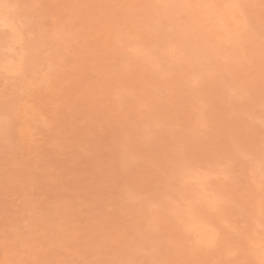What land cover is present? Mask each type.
<instances>
[{"label": "rangeland", "instance_id": "rangeland-1", "mask_svg": "<svg viewBox=\"0 0 264 264\" xmlns=\"http://www.w3.org/2000/svg\"><path fill=\"white\" fill-rule=\"evenodd\" d=\"M51 1H54V2H51ZM51 1L49 0L48 3H51V4H48L46 2V0L45 1L44 0H41V1L40 0H35V1L34 0H3V2H5V3H21V4H29V5L39 6L36 8L26 10L25 12H22L19 14V15L27 17V27L24 29L22 37L19 36L17 34V32H12V30L9 29L8 27L5 28V26H3V24H2L3 21L0 20V80L2 81V82L0 81V89H1L0 90L1 91L0 92V94H1L0 95V97H1L0 98V113H1L0 114V123L1 124L5 123L2 126L0 124V132H1L0 133V138H1L0 142L4 141L7 143V145L11 144V145H8L9 147H11V148H12V146L15 147V148L13 147V149H11L9 147L7 148V145H4V142H3V144L0 145L1 157L4 156L3 154H6L5 156L7 157V158H5V157L1 158L0 157V164H1L0 169L4 168V167H5L4 168L5 170L9 169V164L14 165V162H15V165L19 167L16 169L17 170L20 168L21 169L18 170L17 173L15 172V174H14V173H12V171L13 170L15 171V168L12 167L13 168L12 169L10 167L11 169H9V170H12V171H10L11 175L10 174H9L10 176L6 175V177H7L6 179L11 177L9 179H13L11 181L14 182L15 178H17L18 175L23 174V176H21V175L19 176L20 180L18 178V180L15 181L16 184H14V185L20 184L23 180L24 184L21 183L23 185V187L27 186L26 190L30 189L33 193L32 196H34V194H35L34 197H35V200H37V201L34 200L31 203H29L30 208L32 207L31 209L32 210L34 209L33 213H31L32 212L31 209H29V212H28V210H26V208L24 209L23 205L18 204L21 202L20 201V199H21L20 197H22L21 192H20V194H21L20 195L19 193L18 194L16 193V190L12 189V182H11V184L9 182L8 183L4 182L5 181L4 178H5L6 173H4L2 175V172H4L3 171L4 169L0 170V171H2L0 176L1 177L3 176L2 179L4 180V181L2 180L0 182V183L4 182L3 184H0V185L6 184V186H3V187L0 186V190H1V192H0V201H1L0 202V217H3L4 219H6L5 227L13 228V230L18 229L19 234H21V231H22V233H24V235L26 234V236H27V232L29 230L32 229L30 231V232H32V231H35V229L37 227H39L38 225H36V222H38L37 219H35L36 214L38 215V213H40L41 211H42L41 214L42 213L43 214H49L48 212L52 211V208H53L54 213L50 212L49 217H51L52 219L54 217H56V219L50 220V222H53L55 220L56 221H59V220L60 221H66V223L62 222L65 224H67V222H68V224H67L68 226H67L66 231L65 232L59 231V233H60L59 234L58 230L50 227L51 229L48 228L49 231H47V233L49 234L48 235L49 240H48V238H46L47 240H45L41 236H40L41 239H37L39 242L37 240H34V237H37V236H33L32 237L33 239H31V240L35 241V242L34 241H32V242H34V245L36 244L37 247L40 246L41 248H43L45 246V248H46V246L48 247L49 244H52V246H54V248L51 249L52 255H51V258L49 260H51L52 256H54V252L59 250L58 252H55V256L53 257L54 260L52 259V263H54V264H58L61 261H62L61 264H65V260H66L67 264H80V263L81 264H103V263L104 264H113V262H115V264H120V263L121 264H124V263L125 264H135V263H137V264H167V263L168 264H182V263L183 264H198V263L199 264H211L212 260H213L212 264H225V261L230 262V264H234V263L235 264H246V262H248V261H254L255 264H259V260H260V254L259 253H260V251H258V249L260 248L261 243L264 242V238H263V236H264V213H262L261 203H260V190H261V178H262L261 164H262V160H264V62H262V60H261V47H260V37H259L260 9H259L258 5L260 4V0H214V1L213 0H196V1L195 0H185V1L184 0H173V1L172 0H149V2H148V0H123V1L119 0V2H118V0H81V1L80 0L79 1H77V0H62L64 2V5L62 4L63 2L60 0H59L60 2L58 0H51ZM57 1L59 3L58 7H56L57 4H54ZM87 1H88V3H87ZM168 1H171V2H168ZM183 1L185 3L212 4V5H216L217 7L213 8V9L194 10L197 12L193 11L192 13L187 15L186 18L182 21L181 20H172L169 22V24L167 26V28L169 27L171 29L168 28L165 31H157L154 28L150 18L147 16L137 15L136 10L128 9V8H126V9L122 8L121 9L119 7L118 8L114 7L117 5H132L134 3L135 4H140V3L141 4H148L151 2L152 3H162V2L175 3V2H183ZM100 2H101V4H100ZM60 3L62 5V8L65 7L64 8L65 10L68 9L67 12L65 11L67 19H65L66 16L64 14V10L62 8H59V7H61ZM46 4L48 6H46ZM233 4L257 5V7L255 9L250 10V15L252 17H254V19H255L254 26L249 23V16L248 15H245V16L240 15L238 10H237L238 13L236 12L237 14L232 13L230 15L229 11L233 12L234 9L232 10V8H230L231 9L230 10V9H228L229 8L228 6L233 5ZM53 5H55V9H54ZM40 7H44L45 12H44V9L40 8ZM92 7L94 9H92ZM48 8H50V10ZM57 8L60 9L59 15H57V12H58ZM61 9L63 10V13H62ZM77 9H79V10H77ZM97 9L99 11H96ZM40 10L43 11L42 14L40 13ZM71 10L73 11V13ZM38 11H39V13H38ZM50 11H52V13ZM54 11L56 12V14L53 13ZM36 12L38 13V15ZM97 12H99V13H97ZM217 12H218V14H217ZM44 13L46 15L51 13V15H48L49 18L52 16V14H54L55 15V16L53 15L54 19H58V20H54L53 16L51 18L55 22H57L55 24H54V22L52 23L54 27L56 24H59L56 26V28H57L56 30L52 29L53 27L51 24L50 25L48 24V23L52 22L53 20L52 21H51V19L48 20L47 19L48 16H45ZM106 13H107V16H106ZM34 14H36V15L34 16ZM92 14H93V16H91ZM40 15H44V16H42L43 18ZM109 15H110V17H108ZM199 15H200V17H198ZM37 16H39V17H37ZM58 16H59V18H56ZM44 17H47V18H44ZM79 17H80V19L81 18L82 19L80 20ZM97 17H98V19H96ZM232 17H234V18L232 19ZM69 18H71V20ZM93 18H95L98 21V23L95 20L92 21L91 19H93ZM42 19H43V23H42ZM45 19H47V20H45ZM73 19H75L74 23H73ZM61 20H63L64 22ZM68 20H69V22H68ZM191 20H192V22H191L192 24L190 23ZM206 20H207V23H206ZM216 20H218V21H216ZM47 21H48V23H47ZM104 21L106 23L105 25H104ZM109 21H110V23H109ZM38 22H39V24H38ZM95 22L97 25L95 24ZM120 22H122V23H120ZM215 22H217V27L214 26V25H216ZM45 23L48 24V27H47V24H45ZM193 23H194V25H193ZM196 23L198 24L199 27H196L197 26ZM41 24H43V25H41ZM107 24H108V26H106ZM206 24H208V25H206ZM129 25H132L133 28H132V26L130 27ZM190 25L193 29L190 27ZM43 26H46L47 28H49V26H51L50 27L51 30H50V28L47 29L45 27L43 29ZM58 26H59V28H58ZM219 26H222L221 27L222 31H221V28ZM60 27H61V29H60ZM101 27L102 28L104 27L105 29L104 28L102 29ZM202 27H203V29H202ZM211 27H212V29H211ZM91 28H94L93 29L94 31H96V30H98V31L94 32ZM112 28H114V29H112ZM195 28H197V29H195ZM122 29H123V31H122ZM216 30H217V32H216ZM114 31H115V33H114ZM193 31H195V32L193 33ZM82 33L84 34L83 37H82V35H83ZM149 33H151V34H149ZM74 34H76V35H74ZM88 35H89V37H88ZM117 35H118V37H117ZM105 36H106V38H105ZM111 36H114V37H111ZM120 36L123 38H121ZM227 36H229V37H227ZM66 37H67V40H66ZM119 37L122 39V41L120 40ZM128 37H131L132 39L128 38ZM218 37L220 40L218 39ZM223 37H226L227 39L223 38ZM16 38H17V40H16ZM89 38H91V39H89ZM118 38H119V40H118ZM196 39L198 41H196ZM18 40H20V41H18ZM15 41H18L20 43L19 47H18V50L20 47H21L20 50L22 49L21 51H19L20 56L19 55L16 56L12 53L10 55V53H8L9 50L11 49L10 47L15 45ZM61 41H63V42H61ZM79 41L80 42L83 41V42H81L83 46L81 45V43H79ZM85 41H88V43L85 44ZM150 41H151V43H150ZM174 42H175V44H174ZM230 42L232 43L231 45H230ZM9 43H11L10 46H9ZM65 43H66V45H65ZM91 45H92V47H95V48H92ZM95 45H97V46H95ZM109 45H110V47H109ZM84 46H86V47H84ZM101 46H102V48H101ZM156 46H157V48H155ZM179 46H180V48L178 49ZM87 47H90V48H87ZM111 47H112V50H111ZM228 48H229V50H228ZM23 49H25V51ZM117 49H118V51H117ZM125 49H127V51ZM190 49H192V50H190ZM96 50H98V51L96 52ZM170 50H171V52H170ZM32 51H33V53H32ZM52 52H54V53H52ZM87 52H89V53H87ZM42 53H43V55H42ZM78 53H80V54H78ZM1 54H4V55H1ZM75 54H76V56H75ZM150 54L153 56H151ZM8 55H9V57H8ZM48 55L49 56L51 55V56L49 57ZM138 56H139V58H138ZM6 57H7V59H6ZM13 57H15L16 61L9 63V60H11V58L13 59ZM87 57H88L89 62L87 60ZM103 57H104V59H103ZM170 57H171V59H170ZM8 58H10V59L8 60ZM99 58H100V60H99ZM108 58H109V60H108ZM110 58H111V60H110ZM120 58H122V59H120ZM47 60H48V62H47ZM84 60H85V62H84ZM124 60L125 61L127 60V61L125 62ZM82 61L84 63H82ZM92 61H93V64H92ZM198 62H199V64H198ZM5 63H6V65H5ZM11 63L13 65L12 66L13 68L11 67ZM121 63H123V64L121 65ZM147 63H149V64H147ZM90 64H91V66H90ZM154 64H156V65L153 66ZM7 65H8V67H7ZM79 65L81 66V68ZM4 66H5V68H4ZM121 66L123 67V69ZM55 67H57V70ZM96 67H97V69H95ZM134 67H135V69H134ZM152 67H154V68L152 69ZM192 67H194V68H192ZM45 68H46V70H45ZM52 68H53V70H55L57 72L53 71ZM62 68L64 71L62 70ZM86 68L88 70L84 71ZM58 69L60 70L59 72H58ZM79 69H82V70H79ZM3 70H5V71H3ZM47 70H48V72H47ZM65 70H66V72H65ZM73 70H74L75 74L73 73ZM199 70H201V71H199ZM149 71H150V73H149ZM52 73L55 76L54 78H53V75H50ZM59 73H60V76H59ZM167 73H169V74H167ZM172 73H174V74L172 75ZM8 74H9V76H8ZM177 74L180 76H178ZM51 76H52V78L49 79V77H51ZM77 76H79L78 77V78H80L79 80H77L78 79ZM105 76H107V77H105ZM159 76H162L163 78L159 77ZM208 76H210V77H208ZM84 77L85 78L87 77L86 79H88V78L89 79L86 80V79H84ZM196 78H198V79H196ZM12 79L13 80L15 79V80L13 81ZM29 79H31V80H29ZM53 79H55V80L52 81V83H51V80H53ZM49 80H50V83H49ZM60 80H62V81H60ZM35 81H37V82H35ZM45 81H46V83H45ZM203 81H204V83H203ZM38 82H39V84H38ZM82 82H83V84H82ZM86 82H89V83H86ZM54 84L55 85L57 84L56 86H58V88L56 86H54ZM81 84L83 87L81 86ZM93 84H94V86H93ZM194 84H196V85L194 86ZM154 86H156V88H154ZM50 87H53V88L56 87V88L52 89ZM44 88H45V90H44ZM82 88H85V89H82ZM57 90H58V92H57ZM87 90H89L90 93H88ZM6 91H7V93H6ZM77 91H78V93H77ZM81 91L82 92L84 91V92L82 93ZM85 92H87V93H85ZM145 92H146V94H145ZM8 93L11 94V97ZM54 93H56V94H54ZM70 93H73V94H70ZM80 93H81L82 97H80ZM57 94H59V95H57ZM74 94L76 96H74ZM89 94H91L93 96H91V95L89 96ZM71 95H73V97H75V98H72ZM97 95L98 96L100 95V96L97 97ZM84 96H88V97L85 99ZM147 96H149V97H147ZM9 97L12 100L8 99ZM49 97H51V98H49ZM64 97H66V99ZM90 97H93L94 99L93 98L90 99ZM20 98H22L23 100L22 99L19 100ZM37 98H38V100H37ZM39 98H41V99H39ZM55 98L59 100L57 102V104H55L57 101ZM62 98H64V99H62ZM81 98H83V99H81ZM96 98H98V99H96ZM101 98H103V99H101ZM95 99L98 101H94ZM72 100H73V102H72ZM74 100H76V101H74ZM17 101H19V102H17ZM38 101H41V102H39V104L41 103L42 105H38L37 104ZM48 101L51 104L48 103ZM54 101H55V103H54ZM63 101H64L65 106H66V103L69 102L68 107L70 104V107L73 108V111L71 110L70 107L69 108L67 106H66L67 108L65 106L63 107L62 106ZM77 101H79V102L82 101V103H79ZM91 101L94 104H92ZM60 102H61V104H60ZM83 102L85 103V105H86V103H88L90 108L92 107V105H93V107L90 109V108H88L89 106L88 107L84 106ZM106 102L107 103L110 102V103L108 105H106ZM25 103H28V104H26L28 106L31 105L32 107H34V109L36 111V112H34V114L35 115L37 114L36 117L34 116V114L29 115V116H30V119H32V122L34 123V127L38 126V128H39V129L38 128L34 129V133H36V134L34 137L31 138L32 140H29L27 142L26 145H24L25 143H23V144L21 143L20 139L18 138V130H17L18 124L24 120L23 118H25L24 117V115H25L24 114L25 113L24 108L25 107L22 106ZM74 103L78 107H80L78 105V104H80L81 107L80 108L75 107L76 108V110H75L73 107V105H75ZM95 103H98V104L95 105ZM168 103H171L170 104L171 107H172V105H174L176 107L174 108V106H173L172 109H170L171 107ZM17 104H19V105H17ZM82 104H83V107H82ZM179 104H181V105L179 106ZM205 104L206 105L208 104V105L206 106ZM8 105L11 107H9ZM43 105H45L46 108ZM51 105H52V107H51ZM101 105H102V107H101ZM124 105H126V106H124ZM140 105H141V108H140ZM144 105H145V107H144ZM155 105L158 109L155 107ZM159 105H160V107H159ZM48 106H50V107H48ZM204 106H206V107H204ZM14 107H15V110H14ZM60 107H62V108H60ZM105 107L107 110L105 109ZM10 108H11V110H10ZM41 108H43L44 113L42 112ZM51 108H55V109H57V111L55 109H51ZM77 108H78V110L80 109V112L85 111L83 109H86L89 111V112L87 111L88 113L86 111L83 112L85 114L86 118L84 117V114L82 112L81 113L78 112ZM81 108H83V109H81ZM96 108H98L100 110H98ZM62 109H64V112H67V109H69L67 112L68 114L67 113L60 114V111H61V113H63ZM164 109H166V110H164ZM45 110H48V111H45ZM12 111H15V112H12ZM74 111L76 113H73ZM182 111H184L185 114H183L184 112H182ZM186 111L189 113L186 114L187 113ZM4 112L5 113L9 112V114L7 113L5 116ZM58 112L60 114L59 115L60 119L58 117ZM90 112H91V114H90ZM19 113H20V115H19ZM54 113L57 114V116ZM69 113L72 117L69 115ZM102 113L103 114L105 113V115H103ZM117 113H118V115H116ZM72 114L73 115L76 114V115H74L75 117H73ZM96 114L98 115V118H97ZM106 114H108V116ZM14 115H16V117H14ZM65 115L67 117L70 116V118H72V120L68 118V120H70L69 124H70V122L73 121L72 122L73 124L72 123L71 124L73 126H76L77 127V128L75 127L76 129L74 127L73 128L71 127L73 130H70L71 125H69V124H68L69 125V129H68V125L64 121L65 119L67 120V118H65L66 117ZM90 115H91V118H90ZM41 116H46V119H45V117L43 118ZM82 116L87 120V122H84V124H82V121H85V120H82ZM112 116H114V117H112ZM124 116L126 118H123ZM32 117H34V118H32ZM39 117H41V118L38 120ZM194 117H195V119H194ZM74 118H75V120L78 119V122L74 121L73 120ZM92 118H95L94 121L96 120L98 122H96V121L94 122L92 120ZM51 119H53L54 121ZM193 119H194V121H193ZM200 119H201V121H200ZM13 120H14V122H13ZM79 120H80V122H79ZM90 120H92L93 122ZM104 120H106V121L104 122ZM180 120H181V122H180ZM10 121H11V123H10ZM42 121H43V123H42ZM51 121L55 125L52 126ZM48 122L51 123L49 125H51L52 129L49 128V125H48V127H46ZM101 122H103V123H101ZM199 122H200V125H199ZM39 123H40V125H39ZM58 123H60V125H59L60 127L57 126ZM63 123H64V125H67V128H65ZM91 123H93V126ZM95 123L98 124L97 128H96ZM105 123H106V125H105L106 127H104ZM158 123H159V125H158ZM188 123H189V125H188ZM7 124H8V127H7ZM79 124H81L83 127L80 126ZM202 124H203V126H202ZM108 125L109 126L111 125V127H107ZM194 125H196L195 126L196 128L194 127ZM3 126H5V127L3 128ZM54 126L55 127L57 126V128H55ZM91 126L94 130L91 128ZM99 126H102V127H99ZM81 127L83 129H81ZM149 127L151 129H148ZM7 128H9V129H7ZM42 128H43V130H42ZM48 128L50 130H52V134ZM59 128H60L61 132H63V133L59 132L60 131ZM101 128H102V130H101ZM55 129L58 130V131L56 130L57 133L61 134L62 137H63L64 132H65V134H64L65 137L66 136L70 137L72 135V132H74V130H75L74 135L76 138L74 136H72L74 138H73V140H71L72 138L70 137V142L74 143V141H75L77 144L78 143L83 144V141L80 140V137H81L80 133L82 130V132H83L82 136L84 138L86 137L85 139L83 137H81L85 141L84 146L79 145V144L77 145L75 143L74 144L72 143L73 144L72 145L70 143L72 147L77 146L78 151H77L76 147H73L74 150H73V148H66V147H70V144L68 143L69 138L67 137L68 141L66 143V140H65V143H64L63 141H64L65 137H63V139H62L59 134H58V136H60V138L58 139L59 143L58 144L56 143V145H54L55 140L57 142V138H58V136L55 135V134H57ZM67 129H68V132H66ZM112 129L113 130L115 129V130L113 131ZM189 129H191V130H189ZM40 130L42 131V133H40L41 132ZM62 130H64V131H62ZM69 130H70L71 134H69ZM87 130L88 131L91 130V131L88 133ZM92 130L93 131L96 130V132L92 133ZM98 130H101L102 134L99 135L100 131H98ZM127 130H129V131H127ZM116 131H117V134H116ZM121 131H123V133H124L123 136H122L123 133ZM125 131H126V134H125ZM147 131H149V132H147ZM49 132H50V134H49ZM77 132H79L80 136H78L79 134H77ZM94 133H96V134H94ZM109 133L110 134L112 133L113 137L116 135L117 136V137L115 136L116 139L114 140L112 135H110ZM9 134L13 139H9V140L6 139V138L10 137V136H8ZM47 134H48V136H46ZM88 135L89 136L91 135L90 136L91 139L88 138L89 137ZM92 135H95V138H98V137L100 138V139L99 138L96 139V141L98 140L97 143H99V145L94 146L96 141L94 140L95 138L94 139L92 138ZM101 135H103V136L101 137ZM6 136H8V137H6ZM36 136H38V137H36ZM42 137H43V139H42ZM44 137H47L49 139L48 141H50V140L51 141L48 143V141H46L47 139ZM54 138H55V140H54ZM101 138H103V140H101ZM92 139L94 141V144H93L94 147L92 146V142H93ZM109 139H111L112 143L109 141ZM126 139L128 141H126ZM99 140L101 143L99 142ZM45 141L47 144H50V146L52 148H49L50 147L49 145L43 144V143H45ZM86 141H88V142H86ZM105 141H108V142H105ZM217 141H220L226 145H234V146L238 147L239 151L235 155H236V158L240 162L234 169H232L230 171L223 170L222 168H220L218 166L217 162L215 161V159L213 158V156L210 152H208V153L204 152V149L206 148L207 145H209L211 143H215ZM115 142H116V145H115ZM13 143H14V145H13ZM20 143H21V145H20ZM86 143H87V145H85ZM129 143H131V144L129 145ZM41 144H42L41 151H39L40 149L38 147H40L39 145H41ZM64 144L68 145V146L65 147ZM111 144H113L114 146ZM127 144H128V146H127ZM121 145H122V149L120 147ZM184 145H187L188 148L196 155L197 163L194 164L191 167V169L184 171L179 176V178L176 179L174 182L170 183L168 181V179L166 178V176L156 166L155 162L158 158H163L168 153L174 152L179 147H182ZM2 146H3V149H2ZM27 146H29V147H27ZM34 146H36V147H34ZM44 146H46V147H44ZM47 146H49L48 147L49 149H47ZM53 146H56V147H53ZM63 146H64V148H63ZM117 146H119V147H117ZM21 147H22V149H20ZM31 147L35 148V149H33L34 155L31 152L32 151ZM96 147L99 149H97ZM108 147H111L112 149L111 148L109 149ZM17 148H19L20 150ZM25 148L27 151H25ZM42 148H44V149H42ZM55 148H57V149H55ZM87 148H89V149H87ZM113 148H115V149H113ZM7 149L10 153L7 151ZM58 149H59V151H57ZM60 149L63 151H61ZM69 149H72L73 151L72 150L69 151ZM81 149H83V150L81 151ZM2 150H4V151L2 152ZM15 150H17L16 153L19 155V156H17V161H15L16 155H17L14 153ZM23 150L26 153H24ZM34 150H36V151H34ZM42 150H45L47 153H50L49 157H46L47 159L48 158L49 159L48 160L44 159L46 161V163H45V161H43L42 158H41L42 160L39 158V157H41V152H42V157L48 156V154L45 151L43 154ZM66 150L69 152H67ZM97 150L100 152H98ZM125 150H127V151L125 152ZM5 151H6V153H5ZM12 151H13V153H12ZM83 151L85 152V154ZM103 151L105 153H103ZM18 152H20V154ZM54 152H57V153L60 152V153L57 154ZM62 152L64 153V156H62L63 155ZM71 152L74 153V156L76 155V157H78V158L76 159V158H74V156L72 157ZM113 152H116L117 154L113 153ZM128 152H130L131 154H129ZM68 153H69V155H67ZM121 153H123V154H121ZM124 153L127 155H125ZM14 154H15V156H14ZM26 154L30 160L28 158H26V156H25ZM38 154H39V156H37ZM77 154L80 156H78ZM113 154H114V156H113ZM60 155H61V157H60ZM121 155H123V156H121ZM120 156H121V158H119ZM13 157H15V158H13ZM34 157H35V159H34ZM53 157H55V158H53ZM95 157L97 159H95ZM129 157H130V159H129ZM22 158H23V160H21ZM32 158L34 160H37V162L36 161L34 162V160L32 161ZM56 158H59V159L62 158L65 160L61 163L60 161H62V160H56ZM70 158H72V161H73L72 163H71ZM73 158L76 160L75 162H74ZM124 158H127V159H124ZM39 159L41 161H38ZM99 159H102V160H99ZM103 159H105V161L107 159V161L105 162V161H103ZM122 159H123V161H122ZM137 159L138 160L141 159V160L138 162ZM12 160H14V162ZM52 160L55 162H58V163H54ZM68 160L70 162H68ZM94 160L97 161V163L100 165L96 164V162ZM127 160H129V163ZM11 161H12V163H10ZM21 161H22V163L24 162L26 164H24V163L22 164ZM50 161H51V163H49ZM102 161L104 162L105 167H103L104 165H103ZM110 161H111V163H110ZM7 162L9 164H7ZM18 162H20V163H18ZM32 162H33V165H32ZM39 162H41V163L44 162V164H41ZM86 162L89 165L86 164ZM68 163H70L71 166H67V165H69ZM2 164H4V166ZM34 164H37V165H34ZM92 164L95 165L94 168H93ZM21 165H22V167H20ZM27 165L28 166L31 165L30 167L33 171L37 169L34 172L32 170H30V171H32L31 176L29 174H27V172L30 169V168H28ZM139 165L142 167H139ZM24 166H25V168L26 167L27 168L26 169L23 168ZM52 166H54V168ZM89 166H91L93 169ZM131 166H132V169L134 171L131 169ZM50 167H51L52 173L50 174V176L45 177L46 172H49L48 169ZM73 167H76V168H74V170H73ZM87 167L89 168V170H87L88 169ZM95 167H97L98 169H96ZM110 167H111V169H109ZM124 167H126L127 169L126 168L124 169ZM70 168H71V170H70ZM101 168H102L103 172L101 171ZM25 170H28V171L25 172ZM84 170H85V172H84ZM21 171H23V172H21ZM93 171H94V173H91ZM99 171L101 172L100 175H99V173H100ZM132 171L135 174H133ZM5 172H7V171H5ZM41 172H43V174L44 173L45 174L43 175ZM61 172H63V173H61ZM87 172H88V174H87ZM137 172H138V175H136ZM28 173H30V172H28ZM71 173H73V174L69 175ZM13 174L14 175L18 174V175H17V177L13 178V176H14ZM40 174L42 175V177L44 179L42 177L41 178L39 177ZM57 174L59 176L62 174L60 177H61V179L64 178V180L62 179V181H61L60 177ZM65 174H66V176H65ZM112 174H114V175H112ZM208 174H209V176H208ZM54 175L58 176V178L55 177ZM119 175L121 176V178L124 176V179L122 178L120 181ZM129 175H131V176L129 177ZM134 175H135L136 179L134 178ZM196 175H198L197 178L200 177L202 180L207 179L206 177L210 178L209 180L207 179L208 182H206V190L201 189V187L199 185H196L195 183L189 184L191 179L195 178L194 176H196ZM215 175L216 176L218 175V176L215 177ZM28 176H30V178H28ZM62 176H64V177H62ZM71 176L73 177V179L75 181L77 180L76 184H78V185H76L74 183V180L72 179ZM90 176H91V178H90ZM53 177H55V179H57L56 181H54V182H56V183H54V185L55 186L57 185L58 187L53 186V184H52V181L54 180ZM65 178H67V180L69 179L70 181L68 180L66 182ZM84 178H87V179H84ZM92 178H94V179H92ZM109 178H111V179L108 181ZM114 178H115V180H114ZM184 178H185L186 182H184L185 181ZM200 178H199V180H201ZM29 179L31 182L29 181ZM58 179H59L58 183L59 184L61 183V186L63 185V183H64V185L66 183L65 186L64 185L62 186V187H64V189H62V187L57 184ZM131 179H132V181H131ZM137 179H140V180L138 181ZM103 180H105V181L103 182ZM28 181L30 183H28ZM63 181H65V182H63ZM80 182H83V183H80ZM86 182H88V183H86ZM91 182H93V183L90 184L91 187L89 188V186H90L89 183H91ZM98 182H99V184H98ZM100 182L102 184H100ZM182 183H183V185H182ZM7 184L11 185V187ZM28 184L30 186H28ZM85 184H87L88 186ZM139 184L142 186H140ZM37 185L39 186V188L37 187ZM98 185H100V187ZM105 185L107 187L106 189L104 188ZM19 186H21V185H19ZM51 186H53L54 188ZM77 186H80V187H77ZM118 186H120V187H118ZM7 187H9V188H7ZM34 187L37 188L38 190L35 189ZM46 187H48V188H46ZM71 187L73 189H71ZM76 187L78 189H81V190H79L80 192L77 193L78 189ZM84 187L85 188L88 187V188L85 189ZM116 187H117V189H116ZM225 187L230 188L231 192L230 193L225 192L224 191ZM67 188L70 189V191L73 193V195H72V193L68 192L69 190ZM83 188L85 190H83ZM97 188L100 190V191H98L99 194L97 193ZM3 189H5L7 191L5 192V190H3ZM53 189H55V190H53ZM90 189H91V191L95 189L94 190L95 194L93 191L92 192L89 191ZM113 189H115V191ZM147 189L150 190V192H148ZM34 190H36V192H34ZM49 190H53V192L50 191V195H48ZM73 190L75 191V193ZM102 190L105 191L106 194ZM119 190H120V192H119ZM135 190H136V192H135ZM10 191H11V194L13 195V197L16 196L15 198L11 199L12 196H11V194H9ZM58 191H60V192H58ZM4 192H5V194L3 195L2 193H4ZM84 192L85 193L87 192L86 195ZM90 192H91V196H95L94 198L90 196ZM125 192L127 194H125ZM129 192H132L133 194L129 193ZM254 192H255V194H254ZM27 193L31 196L30 191H27ZM27 193H24V194H27ZM66 193H67V195H65ZM45 194H46V196H45ZM74 194H75V196H74ZM77 194L78 195L80 194L79 197L83 196L82 201L80 200V198L78 199ZM97 194H98V196H97ZM116 194L117 195L119 194V196L122 199L118 200L119 196H116ZM196 194L198 197L196 196ZM47 195L50 199L47 197ZM71 195L74 196L75 198L73 197V199H72ZM76 195H77V197H76ZM206 195L207 196L211 195L212 196L211 198H213L214 196H216L215 197L216 199L218 198L217 202H219V203L218 204L216 203L215 210H213L214 207H212L211 203H209V200H210L209 197L210 196L207 197ZM68 196H70V197L68 198ZM86 196H87V198H86ZM88 196L91 199V202H92L91 205H90V200H89ZM195 196L197 198L204 197L205 199L203 201H196ZM18 197L20 199H18ZM37 197H38V199H37ZM44 197L47 198L48 201L51 200L50 202H51L52 206H50V204H49L50 202L48 203V202L44 201V200H46V199H44ZM134 197H136V198L134 199ZM244 197H245V199H244ZM63 198H65V199H63ZM85 198L88 200L89 203L86 202L87 200ZM102 198H104V199H102ZM220 198L222 199V203H220L221 202ZM246 198H247V200H246ZM126 199H128V200H126ZM191 199L192 200L194 199L195 201L193 203H191L190 202ZM201 199H203V198H201ZM201 199H198V200H201ZM64 200H66L69 203H65L66 201H64ZM84 201L86 202V204ZM187 201H188V203H187ZM236 201H237V203H236ZM37 202L39 205L37 204ZM59 202H61L63 205L65 203V206H62L61 203H59ZM109 202H111V203H109ZM197 202H198V204H197ZM79 203H81L80 207H82V206L84 207L85 205L86 206L88 205V207L90 205L92 207H91V209L89 207V210L87 208H83L84 210H86V213H85V211L83 209L78 207ZM189 203H191V204H189ZM250 203H251V205H249ZM93 204L94 205L96 204V206H94ZM98 204H99V207H98ZM102 204H104V205H102ZM117 204H119V205H117ZM145 204H146V206H145ZM209 204L211 205V208H210V206H208ZM40 206L42 207L41 208L42 210H40L38 208ZM48 206H49V208H48ZM107 206H108V208H107ZM58 207L60 208V210L62 209L61 211H64V208H65L64 214L66 216L64 214H62V215H63V217L65 216V218L66 217L69 218L70 222L67 221V218H66V220H64L65 218L62 217L63 218L62 219L61 215H60V217L56 216L60 213H63L57 209ZM96 207L101 208V209L97 210ZM136 207H137L138 211H137V209H135ZM138 207L139 208L141 207V208L139 209ZM190 207H192V208H190ZM102 208H104V209H102ZM189 208H190V214L188 216ZM120 209L122 210V212L120 211ZM130 209H131V211H130ZM90 210L93 213H90L91 212ZM99 210H101V212ZM103 210H105V211H103ZM140 210H142L143 213H142V211L140 212ZM179 210H180V212H179ZM82 211H84V213ZM87 211H90L89 213L91 215H88L89 213ZM1 212H3V213H1ZM96 212H99L100 218ZM100 213H103V214L101 215ZM207 213H209V214H207ZM41 214H39V215H41ZM52 215H53V217H52ZM107 215H109L110 217ZM139 215L141 217H139ZM89 216H91V218H89ZM101 216H103V217H101ZM190 216H191V218H190ZM84 217H85L86 221H85V219H83ZM97 217L99 220L97 219ZM130 217H131V219H129ZM256 217L258 220L256 219ZM32 218H33V220H32ZM57 218H58V220H57ZM77 218L79 220L81 218L82 219L79 222V220H77ZM87 218H88V221H90L91 223L90 222L88 223ZM93 218H95L96 221L95 220L93 221ZM105 218H107L106 219L107 222H105ZM111 218L114 219L113 222H112ZM115 218H116V221H115ZM135 218H136V220H135ZM144 218H146V219H144ZM214 218H215V220H214ZM91 219H92V221H91ZM123 219H125V220H123ZM159 219H160V221H159ZM82 220H84L86 223H88V225L84 222L85 223V226H84ZM100 220L103 222H101ZM169 220H171V222H169ZM31 221H32V223H31ZM144 221H145V223H144ZM202 221L204 222V224H202V223L199 224V222H202ZM0 222H1V220H0ZM189 222H190V224H189ZM262 222H263V224H262ZM6 223H8V224H6ZM13 223H16V224H13ZM136 223H137V225H136ZM185 223H187L188 225L186 226ZM246 223H247V225H246ZM94 224H96L97 226ZM125 224H126V227H125ZM128 224H130V225H128ZM194 224H195V227H197L199 225L200 226L206 225L214 231V233H215V244L212 247H210L209 250H208V248H205V247L202 248L201 245L197 246V245H194L193 243H191V241H194L197 237L195 234H193L190 230H187L186 228H189L190 225H192L191 227H194ZM70 225H72L74 229H72V227H70ZM82 225L84 226L83 228H82ZM183 225H184V227H183ZM236 225L239 227V229ZM240 227H242V228H240ZM68 228H69V230H68ZM125 228H127V229H125ZM146 228H148V229L146 230ZM220 228H222V229H220ZM52 229H54V230H52ZM70 229H72L74 231V234H73V232L72 233L70 232V231H72ZM127 230H129L130 232H128ZM141 230H143L144 232ZM53 231L56 233H54ZM78 231H79V233H78ZM186 231H189V232H186ZM219 231H220V233H218ZM1 232H0V234H1ZM61 233H63V234L65 233V235H63ZM174 233H175V235H174ZM223 233H224V235H223ZM258 233H259V235H258ZM5 234L6 233L2 232L1 235L5 236V238H7L6 237L7 235H5ZM28 234H29V232H28ZM52 234H56V237H54L55 235H52ZM73 235H74V238H73ZM99 235H100V238H99ZM121 235H122V237H121ZM81 236H83L82 239H80ZM91 236H93V237H91ZM50 237H51V239H50ZM157 237H158V239H157ZM228 237H229V239H228ZM259 237L260 238L262 237L263 239L261 240L260 245H257L256 243H254V241L256 242V240ZM111 238H112V240H111ZM224 238H226V239H224ZM25 239L28 240V237H26ZM54 239L56 240L57 243L54 241ZM85 239L87 240V242L85 241ZM146 239H147V241H145ZM259 239H258V241H260ZM26 240H24L25 241L24 243L27 242L26 245H24V246H27V244L29 242ZM29 240H30V238H29ZM31 240H30V242H31ZM41 240H42V242H41ZM50 240L54 241V243L51 242L47 245V243L50 242ZM75 240H77L79 242L81 240L82 243L80 242V244H79ZM97 240L99 241L98 243L95 242ZM109 240H111L112 242ZM121 240H123L124 242H122ZM131 240H132V242H131ZM100 241L102 243H100ZM217 241H218V243H220L219 245H218ZM238 241H240V242H238ZM251 241H253V242H251ZM69 242H70V244L68 245ZM75 242L79 245L78 246L79 248L81 247V245L86 244L87 246H84V245L82 246V248L85 247L84 251L79 250V248L77 247ZM31 243H29V245ZM106 243L107 244L110 243L111 245L108 244L109 245L108 246V245H106ZM236 243L238 244V246H236L237 245ZM60 244H62L64 246H62ZM100 244H102V245H100ZM113 244H116L114 246L115 249L112 248ZM118 244H119V247H117ZM179 244H181V245H179ZM191 244H193V245H191ZM253 244H256V245L253 246ZM73 245H74V247H73ZM140 245H141V247H140ZM240 245H242V246H240ZM172 246L174 247V249ZM200 246H201V248H200ZM244 246H246V248ZM16 247H18V248H16ZM16 247H15V250H17V251H15V252L12 251L13 255L15 253H17L16 256L12 255L15 258H17V256L20 255L21 252H23V251H18L21 249V248H19V245ZM62 247H63V249H62ZM75 247L77 248V250H75L76 249ZM95 247H97L98 250H95ZM136 247H138V248H136ZM235 247H236V251H235ZM71 248L73 249V251H75V252L77 251V253L75 254L76 256L73 254L74 257H72L73 255H72V249ZM89 248H91V250H89ZM111 248L114 249V251H111L112 250ZM256 248H257L258 254L256 253ZM56 249H58V250H56ZM60 249H62V250H60ZM70 249H71V251H70ZM86 249H87V252H86ZM249 249L251 250L250 254L248 253ZM254 249H255V251H254ZM106 250H108V251H106ZM242 250H243V252H242ZM80 251H81V254H80ZM89 251H91V253ZM116 251H117L118 255L116 254ZM189 251H190V254H189ZM244 251H245V253H244ZM84 252H86V253H84ZM104 252H105V254H104ZM113 252H115V253H113ZM194 252H196V253H194ZM252 252H253V254H252ZM8 253H9L8 259H10L11 258V256H10L11 251H9ZM60 253L61 254L63 253L64 255L62 254V257H61ZM82 253L84 255L87 254L89 256H87V255L84 256V255H82ZM94 253H95V255H94ZM58 254H59V256H58ZM90 254H91V256H90ZM255 254H256V256H254ZM23 255H25V254H23ZM70 255H72V256H70ZM79 255L82 256V258H79L80 257ZM152 255H153V259H152ZM65 256H67V257H65ZM104 256H105V258H104ZM203 256H205V257L203 258ZM87 257H89V258H87ZM117 257H119V258H117ZM74 258H75V260H74ZM83 258L85 261L82 260ZM107 258H109L110 260L112 259V261H110ZM134 258H135V260H134ZM87 259H88V263H87ZM129 259H132L133 262H131V260H130V262H128ZM104 260L106 262H104ZM138 260H139V262H138ZM243 260H244V262H243ZM217 261H218V263H217Z\"/></svg>", "mask_w": 264, "mask_h": 264}, {"label": "bare ground", "instance_id": "bare-ground-1", "mask_svg": "<svg viewBox=\"0 0 264 264\" xmlns=\"http://www.w3.org/2000/svg\"><path fill=\"white\" fill-rule=\"evenodd\" d=\"M34 1H35V0H34ZM40 1H41V0H40ZM44 1H45V0H44ZM48 1H49V0H48ZM48 1L46 0L47 3H48ZM50 1H51V0H50ZM58 1H59V0H58ZM58 1L54 3V4H57L56 7H58V5H59ZM60 1H62V0H60ZM60 1H59V2H60ZM77 1H79V0H77ZM80 1H81V0H80ZM122 1H123V0H122ZM172 1H173V0H172ZM184 1H185V0H184ZM184 1H183V2H184ZM195 1H196V0H195ZM213 1H214V0H213ZM51 2H54V1H51ZM62 2H63V1H62ZM82 2H83V1H82ZM118 2H119V0H118ZM148 2H149V0H148ZM160 2H161V1H160ZM168 2H171V1H168ZM199 2H200V1H199ZM220 2H221V1H220ZM87 3H88V1H87ZM110 3H111V2H110ZM124 3H125V2H124ZM137 3H138V2H137ZM151 3H152V2H151ZM205 3H206V2H205ZM234 3H235V2H234ZM43 4H44V3H43ZM48 4H51V3H48ZM62 4L64 5V2H63ZM77 4H78V3H77ZM89 4H90V3H89ZM89 4H88V5H89ZM100 4H101V2H100ZM134 4H135V3H134ZM140 4H141V3H140ZM93 5H94V4H93ZM46 6H48V5L46 4ZM50 6H51V5H50ZM53 6H54V9H55V5H53ZM53 6H52V7H53ZM60 6H61V7H59V8H62L61 3H60ZM67 6H68V5H67ZM67 6H66V7H67ZM71 6H72V5H71ZM84 7H85V6H84ZM84 7H83V8H84ZM40 8H43V9H44V7H40ZM45 8H46V7H45ZM64 8H65V7H64ZM64 8H62V9L64 10V14H65V16H66L65 11L67 12L68 9L65 10ZM69 8H70V7H69ZM117 8H118V7H117ZM219 8H220V7H219ZM48 9L50 10V8H48ZM48 9H47V10H48ZM57 9H58V8H57ZM62 9H61V10H62ZM86 9H87V8H86ZM92 9H94V8L92 7ZM121 9H122V8H121ZM125 9H126V8H125ZM125 9H124V10H125ZM228 9H230V7H229ZM59 10H60V9H58V12L55 10V11L57 12V15L60 14ZM63 10H62V13H63ZM77 10H79V9H77ZM77 10H76V11H77ZM230 10H231V9H230ZM232 10H233V8H232ZM55 11L53 12L54 14H56ZM71 11H72V10H71ZM82 11H83V10H82ZM96 11H99V10L97 9ZM120 11H121V10H120ZM129 11H130V10H129ZM238 11H239V10H238ZM42 12H43V11L40 10V13H41V14H42ZM44 12H45V9H44ZM46 12H47V11H46ZM48 12H49V11H48ZM50 12L52 13V11H50ZM92 12H93V11H92ZM102 12H103V11H102ZM126 12H127V11H126ZM194 12H197V11H194ZM236 12H237L236 9H234L233 12H232V11H231V12L229 11L230 15H231L232 13H236ZM36 13H37V12H36ZM38 13H39V11H38ZM38 13H37V15H38ZM51 13H49V14H47V15L44 13V15H45V16H48V15H51ZM72 13H73V11H72ZM77 13H78V12H77ZM79 13H80V12H79ZM97 13H99V12H97ZM107 13H108V12H107ZM107 13H106V16H107ZM198 13H199V12H198ZM213 13H214V12H213ZM215 13H216V12H215ZM223 13H224V12H223ZM237 13H238V12H237ZM237 13H236V14H237ZM54 14H52V16H53ZM75 14H76V13H75ZM93 14H94V13H93ZM93 14H92L91 16H93ZM100 14H101V13H100ZM102 14H103V13H102ZM209 14H210V13H209ZM217 14H218V12H217ZM239 14H240V12H239ZM35 15H36V14H34V16H35ZM44 15H40V16L42 17V16H44ZM62 15H63V14H62ZM78 15H79V14H78ZM98 15H99V14H98ZM98 15H97V16H98ZM114 15H115V14H114ZM121 15H122V14H121ZM135 15H136V14H135ZM240 15H241V14H240ZM21 16H22V15H21ZM52 16H51L50 18H49V16H48V18H47V17H44V18H47L48 20H50V19L52 18ZM54 16H55V15H54ZM54 16H53V19H54ZM72 16H73V15H72ZM86 16H87V15H86ZM89 16H90V15H89ZM122 16H123V15H122ZM37 17H39V16H37ZM81 17H82V16H81ZM94 17H95V16H94ZM108 17H110V15H109ZM198 17H200V15H199ZM198 17H197V18H198ZM201 17H202V16H201ZM217 17H218V16H217ZM42 18H43V17H42ZM56 18H59V16L56 17ZM64 18H65V17H64ZM72 18H73V17H72ZM205 18H206V17H205ZM208 18H209V17H208ZM220 18H221V17H220ZM220 18H219V19H220ZM233 18H234V17H232V19H233ZM47 19H45V20H47ZM53 19H51V21H52ZM62 19H63V18H62ZM65 19H67V16H66ZM69 19L71 20V18H69ZM79 19H80V17H79ZM81 19H82V18H81ZM81 19H80V20H81ZM96 19H98V17H97ZM96 19L93 18V19H91V20H92V21L95 20V21L98 23V21H97ZM99 19H100V18H99ZM106 19H107V18H106ZM122 19H123V18H122ZM135 19H136V18H135ZM195 19H196V18H195ZM198 19H199V18H198ZM54 20H58V19H54ZM54 20H53L52 22L49 21L50 23H48V21H47V23H48L49 25L51 24L52 27H53L52 29H55V30H56V29H57L56 26L59 25V24H56L55 27H54L52 23H53V22H54V24L57 23V22H55ZM74 20H75V19H73V23L75 22ZM83 20H84V19H83ZM110 20H111V19H110ZM118 20H119V19H118ZM118 20H117V21H118ZM186 20H187V19H186ZM2 21H3V20H2ZM33 21H34V20H33ZM61 21H63V20H61ZM61 21H60V22H61ZM120 21H121V20H120ZM141 21H142V20H141ZM194 21H195V20H194ZM216 21H218V20H216ZM44 22H45V21H44ZM60 22H59V23H60ZM63 22H64V21H63ZM66 22H67V21H66ZM68 22H69V20H68ZM78 22H79V21H78ZM88 22H89V21H88ZM96 22H95V24H96ZM114 22H115V21H114ZM143 22H144V21H143ZM173 22H174V21H173ZM176 22H177V21H176ZM191 22H192V20L190 21V23H191ZM30 23H31V22H30ZM42 23H43V19H42ZM47 23H45V24H47ZM81 23H82V22H81ZM102 23H103V22H102ZM109 23H110V21H109ZM120 23H122V22H120ZM206 23H207V20H206ZM211 23H212V22H211ZM236 23H237V22H236ZM243 23H244V22H243ZM2 24H3V26H5V28L8 27L9 29L12 30V32H16V30H14V28H13V26H12V24H11L10 22H7V23H6V22L3 21ZM38 24H39V22H38ZM48 24H47V27H48ZM61 24H62V23H61ZM105 24H106V23H105V21H104V25H105ZM123 24H124V23H123ZM191 24H192V23H191ZM196 24H197V23H196ZM215 24H216V25H214V26L217 27V22H215ZM41 25H43V24H41ZM96 25H97V24H96ZM193 25H194V23H193ZM206 25H208V24H206ZM221 25H222V24H221ZM223 25H224V24H223ZM29 26H30V25H29ZM106 26H108V24H107ZM129 26L131 27L132 25H129ZM226 26H227V25H226ZM237 26H238V25H237ZM237 26H236V27H237ZM239 26H240V25H239ZM244 26H245V25H244ZM1 27H2V26H1ZM17 27H19V24H17ZM44 27L47 28L46 26H43V29H44ZM50 27H51V26H49V28H50ZM104 27H105V26H104ZM104 27H103V28H104ZM190 27H191V25H190ZM196 27H199L198 24H197ZM219 27L221 28L222 26H219ZM219 27H218V28H219ZM227 27H228V26H227ZM230 27H231V26H230ZM49 28H47V29H49ZM58 28H59V26H58ZM101 28H102V27H101ZM103 28H102V29H103ZM128 28H129V27H128ZM132 28H133V26H132ZM149 28H150V27H149ZM149 28H148V29H149ZM168 28H169V27H168ZM168 28H167V29H168ZM184 28H185V27H184ZM191 28H192V27H191ZM191 28H190V29H191ZM223 28H224V27H223ZM239 28H240V27H239ZM60 29H61V27H60ZM88 29H89V28H88ZM91 29L93 30L94 28H91ZM91 29H90V30H91ZM104 29H105V28H104ZM112 29H114V28H112ZM151 29H152V28H151ZM169 29H171V28H169ZM175 29H176V28H175ZM175 29H174V30H175ZM178 29H179V28H178ZM192 29H193V28H192ZM195 29H197V28H195ZM202 29H203V27H202ZM206 29H207V28H206ZM208 29H209V28H208ZM211 29H212V27H211ZM226 29H227V28H226ZM235 29H236V28H235ZM50 30H51V28H50ZM128 30H129V29H128ZM183 30H184V29H183ZM227 30H228V29H227ZM242 30H243V29H242ZM52 31H53V30H52ZM57 31H58V30H57ZM93 31H94V30H93ZM96 31H98V30H96ZM96 31H94V32H96ZM115 31H116V30H115ZM115 31H114V33H115ZM122 31H123V29H122ZM146 31H147V30H146ZM221 31H222V28H221ZM5 32H6V31H5ZM5 32H4V33H5ZM40 32H41V31H40ZM43 32H44V31H43ZM74 32H75V31H74ZM82 32H83V31H82ZM86 32H87V31H86ZM91 32H92V31H91ZM104 32H105V31H104ZM119 32H120V31H119ZM194 32H195V31H193V33H194ZM206 32H207V31H206ZM216 32H217V30H216ZM236 32H237V31H236ZM52 33H53V32H52ZM88 33H89V32H88ZM114 33H113V34H114ZM117 33H118V32H117ZM121 33H122V32H121ZM202 33H203V32H202ZM225 33H226V32H225ZM5 34H6V33H5ZM57 34H58V33H57ZM60 34H61V33H60ZM63 34H64V33H63ZM72 34H73V33H72ZM78 34H79V33H78ZM82 34H83V33H82ZM82 34H81V35H82ZM89 34H90V33H89ZM149 34H151V33H149ZM204 34H205V33H204ZM220 34H221V33H220ZM238 34H239V33H238ZM11 35H12V34H11ZM39 35H40V34H39ZM66 35H67V34H66ZM74 35H76V34H74ZM81 35H80V36H81ZM104 35H105V34H104ZM123 35H124V34H123ZM123 35H122V36H123ZM207 35H208V34H207ZM207 35H206V36H207ZM229 35H230V34H229ZM14 36H15V35H14ZM42 36H43V35H42ZM51 36H52V35H51ZM67 36H68V35H67ZM83 36H84V34L82 35V37H83ZM95 36H96V35H95ZM107 36H108V35H107ZM114 36H115V35H114ZM114 36H111V37H114ZM127 36H128V35H127ZM134 36H135V35H134ZM203 36H204V35H203ZM232 36H233V35H232ZM240 36H241V35H240ZM16 37H17V36H16ZM40 37H41V36H40ZM58 37H59V36H58ZM60 37H61V36H60ZM78 37H79V36H78ZM85 37H86V36H85ZM88 37H89V35H88ZM93 37H94V36H93ZM98 37H99V36H98ZM115 37H116V36H115ZM117 37H118V35H117ZM120 37H121V36H120ZM120 37H119V38H120ZM124 37H125V36H124ZM194 37H195V36H194ZM204 37H205V36H204ZM214 37H215V36H214ZM227 37H229V36H227ZM11 38H12V37H11ZM17 38H18V37H17ZM17 38H16V40H17ZM19 38H20V37H19ZM105 38H106V36H105ZM119 38H118V40H119ZM121 38H123V37H121ZM121 38H120V40L122 41ZM128 38H131V37H128ZM172 38H173V37H172ZM223 38H226V37H223ZM7 39H8V38H7ZM7 39H6V40H7ZM58 39H59V38H58ZM64 39H65V38H64ZM87 39H88V38H87ZM89 39H91V38H89ZM93 39H94V38H93ZM115 39H116V38H115ZM115 39H114V40H115ZM131 39H132V38H131ZM134 39H135V38H134ZM137 39H138V38H137ZM137 39H136V40H137ZM218 39H219V37H218ZM226 39H227V38H226ZM238 39H239V38H238ZM238 39H237V40H238ZM8 40H9V39H8ZM53 40H54V39H53ZM66 40H67V37H66ZM73 40H74V39H73ZM79 40H80V39H79ZM108 40H109V39H108ZM114 40H113V41H114ZM190 40H191V39H190ZM219 40H220V39H219ZM18 41H20V40H18ZM18 41H15V45L12 46V47H10L11 49H10L9 52H8V53H10V55H11V53L14 54V55H16V56H18V55L20 54L19 51H21L22 49L20 50V48H21V47H20L19 50H18V47H19V44H20ZM116 41H117V40H116ZM196 41H198V40L196 39ZM229 41H230V40H229ZM232 41H233V40H232ZM12 42H13V41H12ZM61 42H63V41H61ZM71 42H72V41H71ZM81 42H83V41H81ZM81 42L79 41V43H81ZM92 42H93V41H92ZM94 42H95V41H94ZM109 42H110V41H109ZM130 42H131V41H130ZM170 42H171V41H170ZM227 42H228V41H227ZM235 42H236V41H235ZM6 43H7V42H6ZM54 43H55V42H54ZM76 43H77V42H76ZM86 43H88V41H85V44H86ZM96 43H97V42H96ZM128 43H129V42H128ZM143 43H144V42H143ZM150 43H151V41H150ZM171 43H172V42H171ZM92 44H93V43H92ZM94 44H95V43H94ZM109 44H110V43H109ZM130 44H131V43H130ZM139 44H140V43H139ZM156 44H157V43H156ZM174 44H175V42H174ZM194 44H195V43H194ZM199 44H200V43H199ZM199 44H198V45H199ZM231 44H232V43L230 42V45H231ZM234 44H235V43H234ZM236 44H237V43H236ZM7 45H8V44H7ZM10 45H11V43H9V46H10ZM30 45H31V44H30ZM47 45H48V44H47ZM65 45H66V43H65ZM72 45H73V44H72ZM77 45H78V44H77ZM81 45H82V43H81ZM149 45H150V44H149ZM165 45H166V44H165ZM225 45H226V44H225ZM2 46H3V45H2ZM27 46H28V45H27ZM27 46H26V47H27ZM82 46H83V45H82ZM95 46H97V45H95ZM105 46H106V45H105ZM119 46H120V45H119ZM121 46H122V45H121ZM125 46H126V45H125ZM150 46H151V45H150ZM167 46H168V45H167ZM169 46H170V45H169ZM226 46H227V45H226ZM67 47H68V46H67ZM70 47H71V46H70ZM78 47H79V46H78ZM84 47H86V46H84ZM91 47H92V45H91ZM109 47H110V45H109ZM176 47H177V46H176ZM200 47H201V46H200ZM31 48H32V47H31ZM46 48H47V47H46ZM56 48H57V47H56ZM65 48H66V47H65ZM65 48H64V49H65ZM72 48H73V47H72ZM87 48H90V47H87ZM92 48H95V47H92ZM101 48H102V46H101ZM106 48H107V47H106ZM137 48H138V47H137ZM155 48H157V46H156ZM179 48H180V46L178 47V49H179ZM186 48H187V47H186ZM194 48H195V47H194ZM62 49H63V48H62ZM67 49H68V48H67ZM76 49H77V48H76ZM85 49H86V48H85ZM97 49H98V48H97ZM107 49H108V48H107ZM128 49H129V48H128ZM131 49H132V48H131ZM182 49H183V48H182ZM182 49H181V50H182ZM231 49H232V48H231ZM23 50L25 51V49H23ZM48 50H49V49H48ZM90 50H91V49H90ZM94 50H95V49H94ZM103 50H104V49H103ZM111 50H112V47H111ZM125 50L127 51V49H125ZM139 50H140V49H139ZM190 50H192V49H190ZM228 50H229V48H228ZM54 51H55V50H54ZM68 51H69V50H68ZM78 51H79V50H78ZM81 51H82V50H81ZM87 51H88V50H87ZM91 51H92V50H91ZM97 51H98V50H96V52H97ZM115 51H116V50H115ZM117 51H118V49H117ZM119 51H120V50H119ZM129 51H130V50H129ZM136 51H137V50H136ZM146 51H147V50H146ZM149 51H150V50H149ZM179 51H180V50H179ZM237 51H238V50H237ZM55 52H56V51H55ZM89 52H90V51H89ZM89 52H87V53H89ZM158 52H159V51H158ZM170 52H171V50H170ZM24 53H25V52H24ZM32 53H33V51H32ZM52 53H54V52H52ZM82 53H83V52H82ZM92 53H93V52H92ZM118 53H119V52H118ZM149 53H150V52H149ZM151 53H152V52H151ZM197 53H198V52H197ZM218 53H219V52H218ZM36 54H37V53H36ZM38 54H39V53H38ZM78 54H80V53H78ZM90 54H91V53H90ZM96 54H97V53H96ZM122 54H123V53H122ZM126 54H127V53H126ZM161 54H162V53H161ZM163 54H164V53H163ZM234 54H235V53H234ZM1 55H4V54H1ZM42 55H43V53H42ZM52 55H53V54H52ZM86 55H87V54H86ZM99 55H100V54H99ZM99 55H98V56H99ZM107 55H108V54H107ZM107 55H106V56H107ZM132 55H133V54H132ZM150 55H151V54H150ZM164 55H165V54H164ZM204 55H205V54H204ZM19 56H20V55H19ZM46 56H47V55H46ZM48 56H49V55H48ZM50 56H51V55H50ZM50 56H49V57H50ZM73 56H74V55H73ZM75 56H76V54H75ZM83 56H84V55H83ZM121 56H122V55H121ZM130 56H131V55H130ZM151 56H153V55H151ZM157 56H158V55H157ZM8 57H9V55H8ZM38 57H39V56H38ZM38 57H37V58H38ZM52 57H53V56H52ZM78 57H79V56H78ZM80 57H81V56H80ZM101 57H102V56H101ZM113 57H114V56H113ZM135 57H136V56H135ZM175 57H176V56H175ZM1 58H2V57H1ZM16 58H17V57H16ZM18 58H19V57H18ZM53 58H54V57H53ZM127 58H128V57H127ZM138 58H139V56H138ZM146 58H147V57H146ZM150 58H151V57H150ZM156 58H157V57H156ZM160 58H161V57H160ZM181 58H182V57H181ZM6 59H7V57H6ZM9 59H10V58H8V60H9ZM23 59H24V58H23ZM103 59H104V57H103ZM120 59H122V58H120ZM170 59H171V57H170ZM177 59H178V58H177ZM51 60H52V59H51ZM87 60H88V57H87ZM87 60H86V61H87ZM99 60H100V58H99ZM108 60H109V58H108ZM110 60H111V58H110ZM181 60H182V59H181ZM14 61H16L15 57H13V59L11 58V60H9V63H10V62H14ZM120 61H121V60H120ZM124 61H125V60H124ZM126 61H127V60H126ZM126 61H125V62H126ZM154 61H155V60H154ZM157 61H158V60H157ZM157 61H156V62H157ZM178 61H179V60H178ZM6 62H7V61H6ZM47 62H48V60H47ZM84 62H85V60H84ZM84 62L82 61V63H84ZM88 62H89V60H88ZM90 62H91V61H90ZM140 62H141V61H140ZM75 63H76V62H75ZM94 63H95V62H94ZM117 63H118V62H117ZM119 63H120V62H119ZM153 63H154V62H153ZM17 64H18V63H17ZM17 64H16V65H17ZM50 64H51V63H50ZM66 64H67V63H66ZM92 64H93V61H92ZM122 64H123V63H121V65H122ZM147 64H149V63H147ZM157 64H158V63H157ZM173 64H174V63H173ZM175 64H176V63H175ZM198 64H199V62H198ZM5 65H6V63H5ZM46 65H47V64H46ZM51 65H52V64H51ZM81 65H82V64H81ZM124 65H125V64H124ZM150 65H151V64H150ZM155 65H156V64H154L153 66H155ZM187 65H188V64H187ZM9 66H10V65H9ZM12 66H13V65H12V63H11V67H12ZM56 66H57V65H56ZM79 66H80V65H79ZM83 66H84V65H83ZM90 66H91V64H90ZM94 66H95V65H94ZM199 66H200V65H199ZM199 66H198V67H199ZM202 66H203V65H202ZM7 67H8V65H7ZM21 67H22V66H21ZM30 67H31V66H30ZM87 67H88V66H87ZM121 67H122V66H121ZM121 67H120V68H121ZM157 67H158V66H157ZM160 67H161V66H160ZM4 68H5V66H4ZM4 68H3V69H4ZM12 68H13V67H12ZM18 68H19V67H18ZM36 68H37V67H36ZM55 68H56V70H57V67H55ZM80 68H81V66H80ZM124 68H125V67H124ZM149 68H150V67H149ZM153 68H154V67H152V69H153ZM155 68H156V67H155ZM192 68H194V67H192ZM60 69H61V68H60ZM69 69H70V68H69ZM82 69H83V68H82ZM82 69H79V70H82ZM95 69H97V67H96ZM122 69H123V67H122ZM132 69H133V68H132ZM134 69H135V67H134ZM134 69H133V70H134ZM163 69H164V68H163ZM165 69H166V68H165ZM204 69H205V68H204ZM5 70H6V69H5ZM5 70H3V71H5ZM38 70H39V69H38ZM45 70H46V68H45ZM52 70H53V68H52ZM52 70H51V71H52ZM62 70H63V68H62ZM62 70H61V71H62ZM86 70H88V69L86 68L84 71H86ZM92 70H93V69H92ZM148 70H149V69H148ZM155 70H156V69H155ZM158 70H159V69H158ZM161 70H162V69H161ZM36 71H37V70H36ZM39 71H40V70H39ZM51 71H50V72H51ZM53 71H55V70H53ZM59 71H60V70L58 69V72H59ZM63 71H64V70H63ZM118 71H119V70H118ZM146 71H147V70H146ZM146 71H145V72H146ZM162 71H163V70H162ZM178 71H179V70H178ZM199 71H201V70H199ZM7 72H8V71H7ZM23 72H24V71H23ZM45 72H46V71H45ZM47 72H48V70H47ZM55 72H57V71H55ZM55 72H54V73H55ZM65 72H66V70H65ZM78 72H79V71H78ZM80 72H81V71H80ZM92 72H93V71H92ZM153 72H154V71H153ZM157 72H158V71H157ZM166 72H167V71H166ZM10 73H11V72H10ZM35 73H36V72H35ZM38 73H39V72H38ZM43 73H44V72H43ZM73 73L75 74L74 70H73ZM73 73H72V74H73ZM82 73H83V72H82ZM82 73H81V74H82ZM147 73H148V72H147ZM149 73H150V71H149ZM174 73H175V72H174ZM174 73H172V75H173ZM176 73H177V72H176ZM201 73H202V72H201ZM17 74H18V73H17ZM36 74H37V73H36ZM62 74H63V73H62ZM84 74H85V73H84ZM88 74H89V73H88ZM167 74H169V73H167ZM167 74H166V75H167ZM205 74H206V73H205ZM5 75H6V74H5ZM38 75H39V74H38ZM50 75H53V78L55 77L53 73L50 74ZM68 75H69V74H68ZM98 75H99V74H98ZM98 75H97V76H98ZM102 75H103V74H102ZM172 75H171V76H172ZM177 75H178V74H177ZM201 75H202V74H201ZM8 76H9V74H8ZM20 76H21V75H20ZM22 76H23V75H22ZM59 76H60V73H59ZM69 76H70V75H69ZM83 76H84V75H83ZM178 76H180V75H178ZM10 77H11V76H10ZM15 77H16V76H15ZM32 77H33V76H32ZM61 77H62V76H61ZM78 77H79V76H77V78H78ZM105 77H107V76H105ZM108 77H109V76H108ZM145 77H146V76H145ZM157 77H158V76H157ZM159 77H162V76H159ZM201 77H202V76H201ZM201 77H200V78H201ZM208 77H210V76H208ZM37 78H38V77H37ZM51 78H52V76L49 77V79H51ZM57 78H58V77H57ZM63 78H64V77H63ZM74 78H75V77H74ZM86 78H87V77H86ZM86 78L84 77V79H86ZM94 78H95V77H94ZM121 78H122V77H121ZM162 78H163V77H162ZM164 78H165V77H164ZM188 78H189V77H188ZM200 78H199V79H200ZM202 78H203V77H202ZM202 78H201V79H202ZM10 79H11V78H10ZM21 79H22V78H21ZM27 79H28V78H27ZM33 79H34V78H33ZM38 79H39V78H38ZM46 79H47V78H46ZM59 79H60V78H59ZM79 79H80V78H78L77 80H79ZM88 79H89V78H88ZM88 79H86V80H88ZM196 79H198V78H196ZM6 80H7V79H6ZM12 80H13V79H12ZM14 80H15V79H14ZM14 80H13V81H14ZM29 80H31V79H29ZM54 80H55V79L51 80V83H52V81H54ZM70 80H71V79H70ZM74 80H75V79H74ZM90 80H91V79H90ZM90 80H89V81H90ZM95 80H96V79H95ZM121 80H122V79H121ZM0 81H1V80H0ZM21 81H22V80H21ZM23 81H24V80H23ZM32 81H33V80H32ZM41 81H42V80H41ZM60 81H62V80H60ZM84 81H85V80H84ZM92 81H93V80H92ZM92 81H91V82H92ZM156 81H157V80H156ZM1 82H2V81H1ZM35 82H37V81H35ZM42 82H43V81H42ZM76 82H77V81H76ZM96 82H97V81H96ZM104 82H105V81H104ZM106 82H107V81H106ZM193 82H194V81H193ZM195 82H196V81H195ZM43 83H44V82H43ZM45 83H46V81H45ZM49 83H50V80H49ZM53 83H54V82H53ZM55 83H56V82H55ZM58 83H59V82H58ZM58 83H57V84H58ZM74 83H75V82H74ZM86 83H89V82H86ZM108 83H109V82H108ZM191 83H192V82H191ZM196 83H197V82H196ZM201 83H202V82H201ZM203 83H204V81H203ZM7 84H8V83H7ZM32 84H33V83H32ZM38 84H39V82H38ZM57 84H56V85H57ZM82 84H83V82H82ZM82 84H81V86H82ZM94 84H95V83H94ZM94 84H93V86H94ZM105 84H106V83H105ZM192 84H193V83H192ZM18 85H19V84H18ZM56 85L54 84V86H56ZM108 85H109V84H108ZM157 85H158V84H157ZM195 85H196V84H194V86H195ZM198 85H199V84H198ZM7 86H8V85H7ZM36 86H37V85H36ZM39 86H40V85H39ZM49 86H50V85H49ZM74 86H75V85H74ZM102 86H103V85H102ZM192 86H193V85H192ZM33 87H34V86H33ZM56 87L58 88V86H56ZM56 87H54V88H56ZM82 87H83V86H82ZM91 87H92V86H91ZM159 87H160V86H159ZM36 88H37V87H36ZM50 88L54 89L53 87H50ZM80 88H81V87H80ZM109 88H110V87H109ZM111 88H112V87H111ZM133 88H134V87H133ZM154 88H156V86H154ZM37 89H38V88H37ZM37 89H36V90H37ZM47 89H48V88H47ZM52 89H51V90H52ZM76 89H77V88H76ZM78 89H79V88H78ZM82 89H85V88H82ZM158 89H159V88H158ZM0 90H1V89H0ZM4 90H5V89H4ZM44 90H45V88H44ZM89 90H90V89H89ZM89 90H87L88 93H90ZM101 90H102V89H101ZM134 90H135V89H134ZM146 90H147V89H146ZM8 91H9V90H8ZM52 91H53V90H52ZM68 91H69V90H68ZM74 91H75V90H74ZM92 91H93V90H92ZM92 91H91V92H92ZM125 91H126V90H125ZM149 91H150V90H149ZM155 91H156V90H155ZM158 91H159V90H158ZM0 92H1V91H0ZM11 92H12V91H11ZM11 92H10V93H11ZM28 92H29V91H28ZM34 92H35V91H34ZM53 92H54V91H53ZM55 92H56V91H55ZM57 92H58V90H57ZM66 92H67V91H66ZM81 92H82V91H81ZM83 92H84V91H83ZM83 92H82V93H83ZM139 92H140V91H139ZM160 92H161V91H160ZM6 93H7V91H6ZM47 93H48V92H47ZM77 93H78V91H77ZM85 93H87V92H85ZM102 93H103V92H102ZM8 94H9V93H8ZM11 94H12V93H11ZM11 94H9L10 97H11ZM37 94H38V93H37ZM54 94H56V93H54ZM70 94H73V93H70ZM141 94H142V93H141ZM145 94H146V92H145ZM0 95H1V94H0ZM40 95H41V94H40ZM57 95H59V94H57ZM61 95H62V94H61ZM83 95H84V94H83ZM85 95H86V94H85ZM87 95H88V94H87ZM90 95H91V94H89V96H90ZM108 95H109V94H108ZM139 95H140V94H139ZM157 95H158V94H157ZM157 95H156V96H157ZM185 95H186V94H185ZM7 96H8V95H7ZM38 96H39V95H38ZM46 96H47V95H46ZM54 96H55V95H54ZM74 96H76V95L74 94ZM91 96H93V95H91ZM99 96H100V95H99ZM99 96L97 95V97H99ZM101 96H102V95H101ZM10 97H9L8 99H11ZM23 97H24V96H23ZM28 97H29V96H28ZM51 97H52V96H51ZM51 97H49V98H51ZM62 97H63V96H62ZM71 97H72V98H75V97H73V95H71ZM80 97H82V96H81V93H80ZM84 97H85V99H86L88 96H84ZM125 97H126V96H125ZM134 97H135V96H134ZM138 97H139V96H138ZM142 97H143V96H142ZM147 97H149V96H147ZM170 97H171V96H170ZM179 97H180V96H179ZM0 98H1V97H0ZM53 98H54V97H53ZM64 98L66 99V97H64ZM64 98H62V99H64ZM91 98H93V97H90V99H91ZM104 98H105V97H104ZM136 98H137V97H136ZM151 98H152V97H151ZM157 98H158V97H157ZM8 99H7V100H8ZM21 99H22V98H20L19 100H21ZM31 99H32V98H31ZM39 99H41V98H39ZM55 99H56V98H55ZM62 99H61V100H62ZM68 99H69V98H68ZM77 99H78V98H77ZM81 99H83V98H81ZM93 99H94V98H93ZM96 99H98V98H96ZM96 99H95L94 101H98V100H96ZM101 99H103V98H101ZM159 99H160V98H159ZM182 99H183V98H182ZM3 100H4V99H3ZM11 100H12V99H11ZM22 100H23V99H22ZM37 100H38V98H37ZM49 100H50V99H49ZM56 100H57L56 103H55V101H54L55 104H57V102L59 101L58 99H56ZM70 100H71V99H70ZM105 100H106V99H105ZM185 100H186V99H185ZM1 101H2V100H1ZM15 101H16V100H15ZM25 101H26V100H25ZM42 101H43V100H42ZM67 101H68V100H67ZM74 101H76V100H74ZM82 101H83V100H82ZM82 101H80V102L77 101V102L82 103ZM92 101H93V100H92ZM92 101H91V103H92ZM103 101H104V100H103ZM106 101H107V100H106ZM110 101H111V100H110ZM120 101H121V100H120ZM120 101H119V102H120ZM123 101H124V100H123ZM123 101H122V102H123ZM167 101H168V100H167ZM200 101H201V100H200ZM17 102H19V101H17ZM39 102H41V101H38L37 104H38V105H42L41 103L39 104ZM51 102H52V101H51ZM70 102H71V101H70ZM72 102H73V100H72ZM77 102H76V103H77ZM87 102H88V101H87ZM104 102H105V101H104ZM143 102H144V101H143ZM143 102H142V103H143ZM147 102H148V101H147ZM147 102H146V103H147ZM153 102H154V101H153ZM182 102H183V101H182ZM196 102H197V101H196ZM13 103H14V102H13ZM34 103H35V102H34ZM48 103H50V102L48 101ZM52 103H53V102H52ZM68 103H69V102L66 103V106H67V107H68ZM83 103H84V102H83ZM109 103H110V102H109ZM109 103L106 102V105H108ZM123 103H124V102H123ZM161 103H162V102H161ZM163 103H164V102H163ZM171 103H172V102H171ZM171 103H168V104L170 105ZM203 103H204V102H203ZM1 104H2V103H1ZM4 104H5V103H4ZM26 104H28V103H25V104L22 105L23 107H25V108H24V109H25V113H24V114H25V115H24L25 118H23L24 120L21 121V122L18 124V126H17V130H18V138L20 139V141H21L22 144L25 143L24 145H26L27 142H28L29 140H32L31 138L34 137L35 134H36V133H34V129H35V128H36V129L38 128V126H37V127H36V126L34 127V123L32 122V119H30V116H29V115H33L34 112H36L35 109H34V107H32L31 105L28 106V105H26ZM43 104H44V103H43ZM50 104H51V103H50ZM60 104H61V102H60ZM60 104H59V105H60ZM74 104H75V103H74ZM87 104H88V103H86V105H85V103H84V106H87V107H88L89 104H88V105H87ZM92 104H94V103H92ZM96 104H98V103H95V105H96ZM127 104H128V103H127ZM127 104H126V105H127ZM159 104H160V103H159ZM177 104H178V103H177ZM182 104H183V103H182ZM184 104H185V103H184ZM198 104H199V103H198ZM200 104H201V103H200ZM10 105H11V104H10ZM17 105H19V104H17ZM17 105H16V106H17ZM20 105H21V104H20ZM75 105H76V104H75ZM75 105H73V107H74V109L76 110L75 107H78V106H77V105L75 106ZM78 105L81 107L80 104H78ZM95 105H94V106H95ZM126 105H124V106H126ZM128 105H129V104H128ZM130 105H131V104H130ZM136 105H137V104H136ZM142 105H143V104H142ZM148 105H149V104H148ZM153 105H154V104H153ZM180 105H181V104H179V106H180ZM205 105H206V104H205ZM207 105H208V104H207ZM207 105H206V106H207ZM8 106H9V105H8ZM35 106H36V105H35ZM43 106L46 108L45 105H43ZM62 106H63V107L65 106V105H64V101H63V105H62ZM66 106H65V107H66ZM71 106H72V105H71ZM146 106H147V105H146ZM173 106H174V105H172V107H173ZM185 106H186V105H185ZM201 106H202V105H201ZM206 106H204V107H206ZM9 107H11V106H9ZM17 107H18V106H17ZM44 107H43V108H44ZM48 107H50V106H48ZM51 107H52V105H51ZM67 107H66V108H67ZM69 107H70V104H69ZM69 107H68V108H69ZM80 107H78V108H80ZM82 107H83V104H82ZM92 107H93V105H92ZM92 107H91V108H92ZM101 107H102V105H101ZM138 107H139V106H138ZM144 107H145V105H144ZM155 107H156V105H155ZM159 107H160V105H159ZM170 107H171V105H170ZM172 107H171L170 109H172ZM175 107H176V106H174V108H175ZM4 108H5V107H4ZM43 108H41V109H42V112H43ZM45 108H44V109H45ZM60 108H62V107H60ZM70 108H71V110L73 111V108H72V107H70ZM78 108H77V110H78ZM88 108H90V106H89ZM91 108H90V109H91ZM119 108H120V107H119ZM140 108H141V105H140ZM147 108H148V107H147ZM156 108H157V107H156ZM177 108H178V107H177ZM215 108H216V107H215ZM51 109H55V108H51ZM81 109H83V108H81ZM96 109H98V108H96ZM105 109H106V107H105ZM117 109H118V108H117ZM126 109H127V108H126ZM157 109H158V108H157ZM183 109H184V108H183ZM10 110H11V108H10ZM14 110H15V107H14ZM48 110H49V109H48ZM48 110H45V111H48ZM55 110L57 111V109H55ZM65 110H66V109H65ZM68 110H69V109H67V112H68ZM83 110H85L86 112L88 111V110H86V109H83ZM98 110H100V109H98ZM106 110H107V109H106ZM162 110H163V109H162ZM164 110H166V109H164ZM6 111H7V110H6ZM6 111H5V112H6ZM19 111H20V110H19ZM21 111H22V110H21ZM37 111H38V110H37ZM62 111H63V113H61V111H60V114L67 113V112H64V109H62ZM85 111H81V112L83 113V112H85ZM90 111H91V110H90ZM94 111H95V110H94ZM102 111H103V110H102ZM120 111H121V110H120ZM172 111H173V110H172ZM5 112H4V113H5ZM12 112H15V111H12ZM12 112H11V113H12ZM78 112L81 113V112H80V109L78 110ZM88 112H89V111H88ZM88 112H87V113H88ZM97 112H98V111H97ZM126 112H127V111H126ZM154 112H155V111H154ZM174 112H175V111H174ZM182 112H184V111H182ZM186 112H187V111H186ZM7 113L9 114V112H7ZM7 113H5L4 115L6 116ZM43 113H44V112H43ZM45 113H46V112H45ZM48 113H49V112H48ZM73 113H76V112L74 111ZM98 113H99V112H98ZM98 113H97V114H98ZM170 113H171V112H170ZM188 113H189V112H187L186 114H188ZM0 114H1V113H0ZM14 114H15V113H14ZM54 114H55V113H54ZM54 114H53V115H54ZM60 114H59V112H58V117H59V119H60V116H59ZM67 114H68V113H67ZM67 114H66V115H67ZM83 114H84V113H83ZM90 114H91V112H90ZM92 114H93V113H92ZM97 114H96V115H97ZM102 114H103V113H102ZM126 114H127V113H126ZM152 114H153V113H152ZM183 114H185V112H184ZM4 115H3V116H4ZM11 115H12V114H11ZM19 115H20V113H19ZM36 115H37V114H36ZM36 115L34 114L35 117H36ZM41 115H42V114H41ZM43 115H44V114H43ZM55 115L57 116V114H55ZM55 115H54V116H55ZM66 115H65V116H66ZM69 115H70V113H69ZM72 115H73V114H72ZM74 115H76V114H74ZM74 115H73V117H75ZM81 115H82V114H81ZM88 115H89V114H88ZM103 115H105V113H104ZM106 115L108 116V114H106ZM116 115H118V113H117ZM127 115H128V114H127ZM160 115H161V114H160ZM160 115H159V116H160ZM54 116H53V117H54ZM70 116H71V115H70ZM70 116H69V117H67V116L65 117V118H67V120H66V119H65V120L63 119L67 125L69 124V121H70V120H68V118L72 120V118H70ZM93 116H94V115H93ZM93 116H92V117H93ZM114 116H115V115H114ZM114 116H112V117H114ZM119 116H120V115H119ZM122 116H123V115H122ZM169 116H170V115H169ZM14 117H16V115H14ZM37 117H38V116H37ZM41 117H43V118L45 117V119H46V116H41ZM41 117H39L38 120H39ZM71 117H72V116H71ZM84 117L86 118L85 114H84ZM84 117L82 116V120H85V121H82V124H84V122H87V120H86ZM99 117H100V116H99ZM117 117H118V116H117ZM154 117H155V116H154ZM179 117H180V116H179ZM182 117H183V116H182ZM184 117H185V116H184ZM32 118H34V117H32ZM54 118H55V117H54ZM90 118H91V115H90ZM97 118H98V115H97ZM103 118H104V117H103ZM123 118H126V117L124 116ZM143 118H144V117H143ZM176 118H177V117H176ZM4 119H5V118H4ZM11 119H12V118H11ZM18 119H19V118H18ZM47 119H48V118H47ZM94 119H95V118H92L93 121H94ZM108 119H109V118H108ZM167 119H168V118H167ZM194 119H195V117H194ZM194 119H193V121H194ZM196 119H197V118H196ZM43 120H44V119H43ZM48 120H49V119H48ZM48 120H47V121H48ZM51 120H53V119H51ZM57 120H58V119H57ZM73 120L78 122V119L75 120V118H74ZM92 120H90V121H92ZM102 120H103V119H102ZM102 120H101V121H102ZM111 120H112V119H111ZM119 120H120V119H119ZM152 120H153V119H152ZM3 121H4V120H3ZM3 121H2V122H3ZM18 121H19V120H18ZM34 121H35V120H34ZM53 121H54V120H53ZM66 121H67V122H66ZM93 121H92V122H93ZM95 121H96V120H95ZM95 121H94V122H95ZM99 121H100V120H99ZM105 121H106V120H104V122H105ZM129 121H130V120H129ZM153 121H154V120H153ZM158 121H159V120H158ZM175 121H176V120H175ZM198 121H199V120H198ZM200 121H201V119H200ZM13 122H14V120H13ZM72 122H73V121H72ZM72 122H70V124H69V125H71L70 128H71V127H72V128H73V127L75 128L76 126H73V125H72V124H73ZM79 122H80V120H79ZM96 122H98V121H96ZM149 122H150V121H149ZM149 122H148V123H149ZM176 122H177V121H176ZM180 122H181V120H180ZM202 122H203V121H202ZM7 123H8V122H7ZM10 123H11V121H10ZM42 123H43V121H42ZM51 123H52V121H51ZM51 123L48 122L46 127H48V125L51 124ZM56 123H57V122H56ZM71 123H72V124H71ZM101 123H103V122H101ZM101 123H100V124H101ZM204 123H205V122H204ZM0 124H1V123H0ZM4 124H5V123L1 124V126L4 125ZM86 124H87V123H86ZM91 124H92V126H93V123H91ZM95 124H96V123H95ZM118 124H119V123H118ZM122 124H123V123H122ZM125 124H126V123H125ZM128 124H129V123H128ZM145 124H146V123H145ZM177 124H178V123H177ZM191 124H192V123H191ZM10 125H11V124H10ZM39 125H40V123H39ZM51 125L53 126V125H55V124L52 123ZM51 125H49V128H51ZM59 125H60V123L57 124L58 127H60ZM63 125H64V123H63ZM67 125H64L65 128H67ZM69 125H68V129H69ZM77 125H78V124H77ZM79 125L82 126L81 124H79ZM97 125H98V124H96V128L98 127ZM105 125H106V123L104 124V127H106ZM134 125H135V124H134ZM143 125H144V124H143ZM158 125H159V123H158ZM178 125H179V124H178ZM188 125H189V123H188ZM199 125H200V122H199ZM57 126H56V127L54 126V127L57 128ZM88 126H89V125H88ZM88 126H87V127H88ZM92 126H91V128H92ZM102 126H103V125H102ZM102 126H99V127H102ZM144 126H145V125H144ZM190 126H191V125H190ZM195 126H196V125H194V127H195ZM202 126H203V124H202ZM4 127H5V126H3V128H4ZM7 127H8V124H7ZM82 127H83V126H82ZM82 127H81V129H83ZM107 127H111V125H110V126L108 125ZM113 127H114V126H113ZM113 127H112V128H113ZM197 127H198V126H197ZM49 128H48V129H49ZM72 128H71L70 130H73ZM76 128H77V127H76ZM76 128H75V129H76ZM96 128H95V129H96ZM124 128H125V127H124ZM146 128H147V127H146ZM195 128H196V127H195ZM198 128H199V127H198ZM201 128H202V127H201ZM201 128H200V129H201ZM7 129H9V128H7ZM38 129H39V128H38ZM51 129H52V128H51ZM63 129H64V128H63ZM68 129L66 130V132H68ZM88 129H89V128H88ZM92 129H93V128H92ZM98 129H99V128H98ZM106 129H107V128H106ZM108 129H109V128H108ZM110 129H111V128H110ZM116 129H117V128H116ZM135 129H136V128H135ZM143 129H144V128H143ZM148 129H151V128L149 127ZM193 129H194V128H193ZM2 130H3V129H2ZM5 130H6V129H5ZM14 130H15V129H14ZM42 130H43V128H42ZM49 130H50V129H49ZM56 130H57V129H55V131H56ZM59 130H60V128H59ZM70 130H69V134H71V133H70ZM79 130H80V129H79ZM93 130H94V129H93ZM93 130H92V133H93V132H96L97 129H96L95 131H93ZM101 130H102V128H101ZM101 130H98V131H100V133L98 132L99 135L102 134V133H101ZM104 130H105V129H104ZM112 130H113V129H112ZM112 130H111V131H112ZM114 130H115V129H114ZM114 130H113V131H114ZM129 130H130V129H129ZM129 130H127V131H129ZM189 130H191V129H189ZM8 131H9V130H8ZM8 131H7V132H8ZM37 131H38V130H37ZM40 131H41V130H40ZM57 131H58V130H57ZM57 131H56V133H57ZM62 131H64V130H62ZM83 131H84V130H83ZM87 131H88V130H87ZM90 131H91V130H90ZM90 131H88V133H89ZM131 131H132V130H131ZM131 131H130V132H131ZM192 131H193V130H192ZM11 132H12V131H11ZM16 132H17V131H16ZM38 132H39V131H38ZM50 132H51V134H52V130H50ZM50 132H49V134H50ZM59 132H60V133H63V132H61V130H60ZM74 132H75V130H74ZM74 132H72V135H71V136L69 135V136L72 138L71 140H73V138L75 137ZM79 132H80V131H79ZM79 132H77V134H79ZM121 132L123 133V131H121ZM121 132H120V133H121ZM147 132H149V131H147ZM0 133H1V132H0ZM2 133H3V132H2ZM40 133H42V131H41ZM45 133H46V132H45ZM82 133H83V132H82V130H81V133H80V134H81V137H83V136H82ZM98 133H97V134H98ZM7 134H8V133H7ZM11 134H12V133H11ZM58 134H59V133H57V134H55V135L58 136ZM64 134H65V132H64ZM64 134H63V137H65ZM80 134H79L78 136H80ZM86 134H87V133H86ZM94 134H96V133H94ZM109 134H110V133H109ZM116 134H117V131H116ZM125 134H126V131H125ZM14 135H15V134H14ZM37 135H38V134H37ZM59 135L61 136V134H59ZM110 135H112V133H111ZM120 135H121V134H120ZM123 135H124V133L122 134V136H123ZM131 135H132V134H131ZM8 136H10V134H9ZM8 136H6V137H8ZM41 136H42V135H41ZM46 136H48V134H47ZM60 136H58V138H57V142H56V140H55V138H54V140H55L54 145H56V143H57V144L59 143V142H58V139L60 138ZM72 136H74V137H72ZM88 136H89V135H88ZM90 136H91V135H90ZM90 136H89L88 138L91 139ZM93 136H94V137H93ZM102 136H103V135H101V137H102ZM115 136H116V135H115ZM115 136L113 137V135H112V137L114 138V140L116 139ZM10 137H11V136H10ZM10 137H8V138H6V139H7V140H9V139H13L12 137H11V138H10ZM36 137H38V136H36ZM54 137H55V136H54ZM63 137L61 136L62 139H63ZM67 137H68V136L65 137V139H64V141H63L64 143H65V140H66V143H67V141H68V140H67ZM70 137H68V138H69L68 143H69V144H70V143L72 144L73 142H70ZM81 137H80V140L83 141V144H80V143H78V144L84 146V142H85V141L83 140L84 137H83V138H81ZM116 137H117V136H116ZM126 137H127V136H126ZM128 137H129V136H128ZM3 138H4V137H3ZM40 138H41V137H40ZM40 138H39V139H40ZM44 138L47 139L46 141L49 140L47 137H44ZM75 138H76V137H75ZM77 138H78V137H77ZM85 138H86V137H85ZM85 138H84V139H85ZM92 138L94 139V138H95V135H92ZM98 138H99V137H98ZM98 138H95L94 140L96 141V139H98ZM104 138H105V137H104ZM107 138H108V137H107ZM107 138H106V139H107ZM109 138H110V137H109ZM120 138H121V137H120ZM0 139H1V138H0ZM42 139H43V137H42ZM78 139H79V138H78ZM78 139H77V140H78ZM90 139H89V140H90ZM93 139H92V141H93ZM99 139H100V138H99ZM111 139H112V138H111ZM111 139H109V141L112 143ZM35 140H36V139H35ZM60 140H61V139H60ZM74 140H75V139H74ZM86 140H87V139H86ZM101 140H103V138H101ZM124 140H125V139H124ZM16 141H17V140H16ZM33 141H34V140H33ZM37 141H38V140H37ZM39 141H40V140H39ZM46 141H45V143H43V144H46V145H49V146H50V144H47ZM50 141H51V140H50ZM50 141H48V143H49ZM97 141H98V140H97ZM97 141L95 142V144L97 143ZM126 141H128V140L126 139ZM3 142H4V141H1V142H0V145L3 144ZM7 142H8V141H7ZM9 142H10V141H9ZM13 142H14V141H13ZM86 142H88V141H86ZM99 142H100V140H99ZM105 142H108V141H105ZM113 142H114V141H113ZM118 142H119V141H118ZM123 142H124V141H123ZM5 143H6V142H4V145H7V143H6V144H5ZM21 143H20V145H21ZM74 143L77 144L75 141H74ZM74 143H73V144H74ZM100 143H101V142H100ZM102 143H103V142H102ZM119 143H120V142H119ZM126 143H127V142H126ZM62 144H63V143H62ZM71 144H70V147H66V146H68V145H65V144H64V145H65L66 148H73V147H76V148H77V146H73V147H72ZM73 144H72V145H73ZM78 144H77V145H78ZM93 144H94V141L92 142V146H93ZM95 144H94V146L99 145V143H97L96 145H95ZM130 144H131V143H129V145H130ZM8 145H11V144H8ZM8 145H7V148L9 147ZM13 145H14V143H13ZM59 145H60V144H59ZM85 145H87V143H86ZM106 145H107V144H106ZM111 145H113V144H111ZM115 145H116V142H115ZM123 145H124V144H123ZM125 145H126V144H125ZM39 146H40V147H38V146H37V147L40 149L39 151H41V146H42V144L39 145ZM49 146H47V149L52 148L51 146H50V147H49ZM94 146H93V147H94ZM103 146H104V145H103ZM103 146H102V147H103ZM108 146H109V145H108ZM113 146H114V145H113ZM127 146H128V144H127ZM13 147H14V146H12V148H11V147H9V148L13 149ZM24 147H25V146H24ZM27 147H29V146H27ZM34 147H36V146H34ZM44 147H46V146H44ZM48 147H49V148H48ZM53 147H56V146H53ZM58 147H59V146H58ZM102 147H101V148H102ZM117 147H119V146H117ZM120 147H121V149H122V145H121ZM125 147H126V146H125ZM129 147H130V146H129ZM14 148H15V147H14ZM31 148H32V147H31ZM63 148H64V146H63ZM76 148H75V149H76ZM96 148H97V147H96ZM96 148H95V149H96ZM103 148H104V147H103ZM108 148L110 149L111 147H108ZM108 148H107V149H108ZM2 149H3V146H2ZM17 149H19V148H17ZM20 149H22V147H21ZM20 149H19V150H20ZM23 149H24V148H23ZM33 149H35V148H32V151H31V152H32V154L34 155V153H33ZM42 149H44V148H42ZM55 149H57V148H55ZM79 149H80V148H79ZM87 149H89V148H87ZM87 149H86V150H87ZM95 149H94V150H95ZM97 149H99V148H97ZM109 149H108V150H109ZM111 149H112V148H111ZM113 149H115V148H113ZM36 150H37V149H36ZM36 150H34V151H36ZM45 150H46V149H45ZM45 150H42V151H43V154H44V151H45ZM60 150H61V149H60ZM71 150H72V149H69V151H71ZM73 150H74V148H73ZM73 150H72V151H73ZM82 150H83V149H81V151H82ZM105 150H106V149H105ZM136 150H137V149H136ZM0 151H1V147H0ZM3 151H4V150H2V152H3ZM7 151H8V149H7ZM25 151H27L26 148H25ZM25 151L23 150L24 153H26ZM37 151H38V150H37ZM39 151H38V152H39ZM49 151H50V150H49ZM57 151H59V149H58ZM61 151H63V150H61ZM66 151H67V150H66ZM66 151H65V152H66ZM69 151H67V152H69ZM77 151H78V148H77ZM97 151H98V150H97ZM126 151H127V150H125V152H126ZM130 151H131V150H130ZM2 152H1V153H2ZM8 152H9V151H8ZM16 152H17V150H15L14 153L17 154ZM29 152H30V151H29ZM45 152H46V151H45ZM83 152H84V151H83ZM86 152H87V151H86ZM98 152H100V151H98ZM109 152H110V151H109ZM119 152H120V151H119ZM5 153H6V151H5ZM9 153H10V152H9ZM12 153H13V151H12ZM18 153L20 154V152H18ZM27 153H28V152H27ZM46 153H47V152H46ZM46 153H45V154H46ZM54 153H57V152H54ZM59 153H60V152H59ZM59 153H57V154H59ZM62 153H63V152H62ZM62 153H61V154H62ZM75 153H76V152H75ZM91 153H92V152H91ZM103 153H105V152L103 151ZM103 153H102V154H103ZM113 153H116V152H113ZM128 153L131 154L130 152H128ZM15 154H14V156H15ZM29 154H30V153H29ZM36 154H37V153H36ZM47 154H48V156H45V157L43 156V157H42V152H41V157H39V158H40V159L42 158L43 161H45V160L47 159L46 157H49L50 153H47ZM81 154H82V153H81ZM84 154H85V152H84ZM96 154H97V153H96ZM116 154H117V153H116ZM116 154H115V155H116ZM118 154H119V153H118ZM121 154H123V153H121ZM124 154H125V153H124ZM3 155H4V156H2V157H1V155H0V157H1V158H4V157L7 158V157L5 156L6 154H3ZM10 155H11V154H10ZM67 155H69V153H68ZM77 155H78V154H77ZM108 155H109V154H108ZM111 155H112V154H111ZM125 155H127V154H125ZM17 156H19V155H18V154L16 155V160H15V161H17ZM25 156H26V158H28V157H27V154H26ZM35 156H36V155H35ZM37 156H39V154H38ZM37 156H36V157H37ZM62 156H64V153H63ZM71 156L73 157V156H74V153L71 152ZM78 156H80V155H78ZM88 156H89V155H88ZM88 156H87V157H88ZM92 156H93V155H92ZM101 156H102V155H101ZM103 156H104V155H103ZM106 156H107V155H106ZM113 156H114V154H113ZM121 156H123V155H121ZM121 156H120L119 158H121ZM131 156H132V155H131ZM131 156H130V157H131ZM55 157H56V156H55ZM55 157H53V158H55ZM60 157H61V155H60ZM60 157H59V158H60ZM81 157H82V156H81ZM130 157H129V159H130ZM134 157H135V156H134ZM8 158H9V157H8ZM10 158H11V157H10ZM13 158H15V157H13ZM20 158H21V157H20ZM26 158H25V159H26ZM59 158H56V160H62V161H60L61 163L65 160V159H62V158L59 159ZM64 158H65V157H64ZM68 158H69V157H68ZM74 158L77 159L78 157H76V155H75ZM74 158H73V159H74ZM93 158H94V157H93ZM98 158H99V157H98ZM100 158H101V157H100ZM105 158H106V157H105ZM139 158H140V157H139ZM28 159H29V158H28ZM34 159H35V157H34ZM34 159L32 158V161H33ZM40 159H39L38 161H41V160H42V159H41V160H40ZM44 159H45V160H44ZM48 159H49V158H48ZM48 159H47V160H48ZM66 159H67V158H66ZM70 159H71V163H72V162H73V161H72V158H70ZM95 159H97V158L95 157ZM124 159H127V158H124ZM3 160H4V159H3ZM21 160H23V158H22ZM29 160H30V159H29ZM99 160H102V159H99ZM114 160H115V159H114ZM116 160H117V159H116ZM137 160H138V159H137ZM140 160H141V159H140ZM140 160H138V162H139ZM12 161L14 162V160H12ZM12 161H11L10 163H12ZM27 161H28V160H27ZM35 161L37 162V160H34V162H35ZM52 161H53V160H52ZM75 161H76V160L74 159V162H75ZM94 161H95V160H94ZM103 161H105V159H103ZM103 161H102V163H103V165H104V162H103ZM106 161H107V159H106ZM106 161H105V162H106ZM122 161H123V159H122ZM127 161H128V163H129V160H127ZM25 162H26V161H25ZM29 162H30V161H29ZM53 162H54V163H58V162H55V161H53ZM60 162H59V163H60ZM66 162H67V161H66ZM68 162H70V161L68 160ZM87 162H88V161H87ZM87 162H86V164H88ZM95 162H96V164H98L97 161H95ZM1 163H2V162H1ZM18 163H20V162H18ZM21 163H22V161H21ZM23 163H24V162H23ZM23 163H22V164H23ZM39 163H41V162H39ZM45 163H46V161H45ZM49 163H51V161H50ZM100 163H101V162H100ZM102 163H101V164H102ZM110 163H111V161H110ZM110 163H109V164H110ZM128 163H127V164H128ZM134 163H135V162H134ZM7 164H9V163L7 162ZM16 164H17V163H16ZM24 164H26V163H24ZM28 164H29V163H28ZM41 164H44V162H42ZM41 164H40V165H41ZM68 164H69V165H67V166H71L70 163H68ZM80 164H81V163H80ZM83 164H84V163H83ZM105 164H106V163H105ZM117 164H118V163H117ZM132 164H133V163H132ZM139 164H140V163H139ZM0 165H1V164H0ZM2 165L4 166V164H2ZM12 165H13V164H9V169H11L12 167H14V168H15V171L13 170L14 172H13L12 170H9V169H6V170H5V169H4L5 167L0 169V170H3V169H4V170H3L4 172L0 171V174H1V172H2V175H3L4 173H6V174H5V178H4L5 181L2 179L3 176H2V177L0 176V177H1V178H0V182H1L2 180H3L5 183H8V182H9V183L11 184V182H12V189L16 190V193H17V194H18V193L20 194V192H21V194H22V197H20L21 199L18 197V199H20V201H21V202L18 203V204L23 205V206H24V209L26 208V210H28V212H29V209L32 208V207L30 208V204H29V203H31L32 201L35 200V197H34L35 194H34V196H32V194H33L32 191H31L30 189L26 190V189H27V186H26V187H23V185L21 184V183H23V180H22L21 183L19 182L20 184L14 185V184H16L15 181L18 180V178H19V180H20V177H19V176L21 175V174H20V175L17 174V175H18V177H17V175H14V174H15V172L17 173L18 170H20L21 168L17 170L16 168H19V167L15 165V162H14V165H13V166H12ZM32 165H33V162H32ZM34 165H37V164H34ZM49 165H50V164H49ZM56 165H57V164H56ZM63 165H64V164H63ZM81 165H82V164H81ZM84 165H85V164H84ZM88 165H89V164H88ZM92 165H93V164H92ZM92 165H91V166H92ZM98 165H100V164H98ZM106 165H107V164H106ZM119 165H120V164H119ZM123 165H124V164H123ZM27 166H28V165H27ZM30 166H31V165H30ZM30 166H28V168H30L29 171H28V170H25V172H26V171L30 172V173L27 172V174H29V175L31 176V173H32L33 170L31 169ZM50 166H51V165H50ZM91 166H89V167H91ZM94 166H95V165H93V168H94ZM109 166H110V165H109ZM112 166H113V165H112ZM112 166H111V167H112ZM132 166H133V165H132ZM132 166H131V169H132ZM134 166H135V165H134ZM10 167H11V168H10ZM20 167H22V165H21ZM35 167H36V166H35ZM48 167H49V166H48ZM52 167L54 168V166H52ZM82 167H83V166H82ZM85 167H86V166H85ZM97 167H98V166H97ZM97 167H95V168L98 169ZM103 167H105V165H104ZM106 167H107V166H106ZM111 167H110L109 169H111ZM139 167H142V166L139 165ZM7 168H8V167H7ZM23 168H25V166H24ZM26 168H27V167H26ZM26 168H25V169H26ZM33 168H34V167H33ZM53 168H52V169H53ZM55 168H56V167H55ZM71 168H72V167H71ZM71 168H70V170H71ZM74 168H76V167H73V170H74ZM79 168H80V167H79ZM87 168H88V167H87ZM91 168H92V167H91ZM93 168H92V169H93ZM125 168H126V167H124V169H125ZM12 169H13V168H12ZM34 169H35V168H34ZM49 169H50V170H49ZM49 169H48L49 172H46L45 177H46V176H50V174L52 173L51 167H50ZM56 169H57V168H56ZM126 169H127V168H126ZM140 169H141V168H140ZM8 170H9V171H8ZM16 170H17V171H16ZM22 170H23V169H22ZM30 170H32V171H30ZM36 170H37V169H36ZM36 170H34V171H36ZM53 170H54V169H53ZM70 170H69V171H70ZM87 170H89V168H88ZM103 170H104V169H103ZM132 170H133V169H132ZM5 171H7V172H5ZM10 171H12V173H14V174H13V175H14L13 178H14V177H17V178H15L14 182L11 181V180H13V179H9V178H11V177H9L8 179H6V178H7L6 175H8V176L11 175V174H10V173H11ZM34 171H33V172H34ZM66 171H67V170H66ZM69 171H68V172H69ZM81 171H82V170H81ZM90 171H91V170H90ZM95 171H96V170H95ZM101 171H102V168H101ZM125 171H126V170H125ZM133 171H134V170H133ZM133 171H132V173H133ZM135 171H136V170H135ZM245 171H246V170H245ZM21 172H23V171H21ZM53 172H54V171H53ZM73 172H74V171H73ZM84 172H85V170H84ZM99 172H100V171H99ZM99 172H98V173H99ZM102 172H103V171H102ZM138 172H139V171H138ZM138 172H137L136 175H138ZM246 172H247V171H246ZM251 172H252V171H251ZM19 173H20V172H19ZM41 173L43 174V172H41ZM61 173H63V172H61ZM89 173H90V172H89ZM91 173H94V171L91 172ZM98 173H97V174H98ZM151 173H152V172H151ZM255 173H256V172H255ZM9 174H10V175H9ZM44 174H45V173H44ZM44 174H43V175H44ZM72 174H73V173H71V174H69V175H72ZM87 174H88V172H87ZM97 174H96V175H97ZM100 174H101V172L99 173V175H100ZM102 174H103V173H102ZM116 174H117V173H116ZM124 174H125V173H124ZM126 174H127V173H126ZM133 174H135V173H133ZM205 174H206V173H205ZM224 174H225V173H224ZM57 175H58V174H57ZM61 175H62V174H61ZM61 175H60V176H61ZM96 175H95V176H96ZM112 175H114V174H112ZM156 175H157V174H156ZM213 175H214V174H213ZM220 175H221V174H220ZM220 175H219V176H220ZM21 176H23V174H22ZM30 176H28V178H30ZM54 176L58 178L59 175H58V176L54 175ZM60 176H59V177H60ZM65 176H66V174H65ZM78 176H79V175H78ZM78 176H77V177H78ZM88 176H89V175H88ZM117 176H118V175H117ZM119 176H120V175H119ZM130 176H131V175H129V177H130ZM142 176H143V175H142ZM187 176H188V175H187ZM187 176H186V177H187ZM197 176H198V175L194 176L195 178H192L189 184H193V183H195L196 185H199V186L201 187V189L206 190V182H208L207 179L209 180L210 178L206 177L207 179L202 180V179L199 177V178L201 179V180H199V178H197ZM201 176H202V175H201ZM204 176H205V175H204ZM208 176H209V174H208ZM217 176H218V175H217ZM217 176L215 175V177H217ZM24 177H25V176H24ZM39 177L41 178L42 175L40 174ZM55 177H53L54 180L52 181V184H53L54 187H58L57 185H56V186L54 185V183H56V182H54V181L57 180V179H55ZM62 177H64V176H62ZM71 177H72V176H71ZM83 177H84V176H83ZM86 177H87V176H86ZM114 177H115V176H114ZM136 177H137V176H136ZM189 177H190V176H189ZM210 177H211V176H210ZM251 177H252V176H251ZM22 178H23V177H22ZM42 178H43V177H42ZM68 178H69V177H68ZM90 178H91V176H90ZM90 178H89V179H90ZM112 178H113V177H112ZM122 178L124 179V176H123ZM122 178H121V176H120V181H121ZM125 178H126V177H125ZM134 178H135V175H134ZM138 178H139V177H138ZM140 178H141V177H140ZM204 178H205V177H204ZM204 178H203V179H204ZM43 179H44V178H43ZM60 179H61V177H60ZM62 179L64 180V178H62ZM62 179H61V181H62ZM65 179H66V182L69 180V179L67 180V178H65ZM72 179H73V177H72ZM75 179H76V178H75ZM84 179H87V178H84ZM92 179H94V178H92ZM95 179H96V178H95ZM110 179H111V178H109L108 181H109ZM135 179H136V178H135ZM157 179H158V178H157ZM73 180H74V179H73ZM90 180H91V179H90ZM114 180H115V178H114ZM137 180L139 181L140 179H137ZM158 180H159V179H158ZM184 180H185V178H184ZM215 180H216V179H215ZM6 181H7V182H6ZM29 181H30V179H29ZM29 181H28V183L31 182V181H30V182H29ZM69 181H70V180H69ZM80 181H81V180H80ZM104 181H105V180H103V182H104ZM126 181H127V180H126ZM131 181H132V179H131ZM187 181H188V180H187ZM217 181H218V180H217ZM4 182H3V183H4ZM24 182H25V181H24ZM58 182H59V179H58V181H57V184H58L59 186H61V183L59 184ZM63 182H65V181H63ZM63 182H62V183H63ZM76 182H77V180H76V181L74 180V183H75V184H76ZM94 182H95V181H94ZM142 182H143V181H142ZM184 182H186V180H185ZM252 182H253V181H252ZM3 183H0V184H3ZM72 183H73V182H72ZM80 183H83V182H80ZM86 183H88V182H86ZM92 183H93V182L89 183V185L92 184ZM96 183H97V182H96ZM112 183H113V182H112ZM134 183H135V182H134ZM23 184H24V183H23ZM67 184H68V183H67ZM98 184H99V182H98ZM100 184H102V183L100 182ZM151 184H152V183H151ZM7 185H9V184H7ZM19 185H21V186H19ZM39 185H40V184H39ZM50 185H51V184H50ZM63 185H64V183H63ZM63 185H62V186H63ZM65 185H66V183H65ZM65 185H64V186H65ZM76 185H78V184H76ZM76 185H75V186H76ZM82 185H83V184H82ZM85 185H87V184H85ZM85 185H84V186H85ZM106 185H107V184H106ZM106 185H105V187H104L105 189L107 188ZM139 185H140V184H139ZM179 185H180V184H179ZM182 185H183V183H182ZM0 186L3 187V186H6V184H5V185H0ZM9 186L11 187V185H9ZM28 186H30V185L28 184ZM53 186H51V187H53ZM62 186H61V187H62ZM70 186H71V185H70ZM70 186H69V187H70ZM73 186H74V185H73ZM87 186H88V185H87ZM98 186L100 187V185H98ZM140 186H142V185H140ZM143 186H144V185H143ZM215 186H216V185H215ZM37 187L39 188L38 185H37ZM54 187H53V188H54ZM69 187H68V188H69ZM77 187H80V186H77ZM77 187H76V188H77ZM90 187H91V185L89 186V188H90ZM99 187H98V188H99ZM102 187H103V186H102ZM118 187H120V186H118ZM132 187H133V186H132ZM132 187H131V188H132ZM137 187H138V186H137ZM178 187H179V186H178ZM193 187H194V186H193ZM196 187H197V186H196ZM200 187H199V188H200ZM7 188H9V187H7ZM28 188H29V187H28ZM34 188H35V187H34ZM46 188H48V187H46ZM68 188H67V189H68ZM74 188H75V187H74ZM81 188H82V187H81ZM84 188H85V187H84ZM84 188H83V190L87 189L88 187L85 188V189H84ZM98 188H97V193L99 194L98 191H100V190H99ZM220 188H221V187H220ZM10 189H11V188H10ZM12 189H11V190H12ZM35 189H37V188H35ZM62 189H64V187H62ZM65 189H66V188H65ZM71 189H73V188L71 187ZM77 189H78V188H77ZM77 189H76V190H77ZM100 189H101V188H100ZM116 189H117V187H116ZM178 189H179V188H178ZM3 190H5V189H3ZM8 190H9V189H8ZM14 190H13V191H14ZM37 190H38V189H37ZM53 190H55V189H53ZM53 190H49V191H48V192H49L48 195H50V191L53 192ZM68 190H69V191H68L69 193H72V192L70 191V189H68ZM79 190H81V189H78L77 193L80 192ZM94 190H95V189H94ZM94 190H92V191L94 192ZM113 190L115 191V189H113ZM147 190H148V189H147ZM179 190H180V189H179ZM6 191H7V190H5V192H6ZM27 191H30L31 196L28 194L29 192L27 193ZM60 191H61V190H60ZM60 191H58V192H60ZM73 191H74V190H73ZM86 191H87V190H86ZM89 191H91V189H90ZM92 191H91V192H92ZM102 191H103V190H102ZM0 192H1V190H0ZM5 192L2 193V194L4 195ZM34 192H36V190H34ZM61 192H62V191H61ZM81 192H82V191H81ZM91 192H90V196H91ZM103 192H105V191H103ZM119 192H120V190H119ZM126 192H127V191H126ZM126 192H125V194H127ZM135 192H136V190H135ZM148 192H150V190H148ZM208 192H209V191H208ZM210 192H211V191H210ZM24 193H27L28 195H27V194H24ZM46 193H47V192H46ZM62 193H63V192H62ZM64 193H65V192H64ZM74 193H75V191H74ZM84 193H85V192H84ZM86 193H87V192H86ZM86 193H85V195H86ZM100 193H101V192H100ZM108 193H109V192H108ZM129 193H132V192H129ZM196 193H197V192H196ZM200 193H201V192H200ZM211 193H212V192H211ZM9 194H11V191H10ZM9 194H8V195H9ZM17 194H16V195H17ZM21 194H20V195H21ZM23 194H24V195H23ZM94 194H95V192H94ZM98 194H97V196H98ZM105 194H106V192H105ZM132 194H133V193H132ZM132 194H131V195H132ZM208 194H209V193H208ZM254 194H255V192H254ZM14 195H15V194H14ZM37 195H38V194H37ZM37 195H36V196H37ZM48 195H47V197H48ZM65 195H67V193H66ZM72 195H73V193H72ZM72 195H71V196H72ZM77 195H78V194H77ZM77 195H76V197H77ZM92 195H93V194H92ZM131 195H130V196H131ZM193 195H194V194H193ZM201 195H202V194H201ZM11 196H12L11 199H13V198L16 197V196L13 197L12 194H11ZM45 196H46V194H45ZM74 196H75V194H74ZM74 196H72V199H73ZM79 196H80V194L78 195V199L80 198V200L82 201V200H83V196H81V197H79ZM105 196H106V195H105ZM116 196H119V194H118V195L116 194ZM133 196H134V195H133ZM138 196H139V195H138ZM141 196H142V195H141ZM141 196H140V197H141ZM196 196H197V194H196ZM196 196H195V198H196L195 200H196V201H203V200L205 199L204 197H201V198H203V199H201V198H197L198 196H197V197H196ZM202 196H203V195H202ZM206 196H207V195H206ZM208 196H210V197H209V198H210L209 203H211L212 207H214L213 210H215L216 203H217V204L219 203V202H217V201H218V198L216 199V198H215L216 196H214L213 198H211V197H212L211 195H208ZM208 196H207V197H208ZM225 196H226V195H225ZM225 196H224V197H225ZM55 197H56V196H55ZM61 197H62V196H61ZM65 197H66V196H65ZM69 197H70V196H68V198H69ZM91 197L94 198L95 196H91ZM107 197H108V196H107ZM107 197H106V198H107ZM7 198H8V197H7ZM48 198H49V197H48ZM68 198H67V199H68ZM74 198H75V197H74ZM81 198H82V199H81ZM86 198H87V196H86ZM86 198H85V199H86ZM88 198H89V196H88ZM135 198H136V197H134V199H135ZM193 198H194V197H193ZM16 199H17V198H16ZM37 199H38V197H37ZM44 199H46V200H44V201H45V202H48V203L51 201V200L48 201L47 198H45V197H44ZM49 199H50V198H49ZM60 199H61V198H60ZM60 199H59V200H60ZM63 199H65V198H63ZM67 199H66V200H67ZM78 199H77V200H78ZM85 199H84V200H85ZM102 199H104V198H102ZM116 199H117V198H116ZM119 199H122V198L119 196L118 200H119ZM140 199H141V198H140ZM146 199H147V198H146ZM198 199H201V200H198ZM225 199H226V198H225ZM232 199H233V198H232ZM244 199H245V197H244ZM1 200H2V199H1ZM9 200H10V199H9ZM57 200H58V199H57ZM66 200H64V201H66ZM75 200H76V199H75ZM75 200H74V201H75ZM86 200H87V199H86ZM86 200H85V201H86ZM89 200H90V205H91V204H92L91 199L89 198ZM96 200H97V199H96ZM126 200H128V199H126ZM137 200H138V199H137ZM147 200H148V199H147ZM195 200H194V199H193V200L191 199L190 202L193 203ZM220 200H221L220 203H222V199H221V198H220ZM246 200H247V198H246ZM35 201H37V200H35ZM54 201H55V200H54ZM64 201H63V202H64ZM85 201H84V202H85ZM116 201H117V200H116ZM123 201H124V200H123ZM139 201H140V200H139ZM224 201H225V200H224ZM0 202H1V201H0ZM38 202H39V201H38ZM38 202H37V204H38ZM78 202H79V201H78ZM78 202H77V203H78ZM84 202H83V203H84ZM86 202L89 203L88 200H87ZM86 202H85V204H86ZM118 202H119V201H118ZM137 202H138V201H137ZM6 203H7V202H6ZM11 203H12V202H11ZM48 203H47V204H48ZM59 203H61V202H59ZM65 203H69V202L66 201ZM65 203H64V205L61 203V205H62V206H65ZM94 203H95V202H94ZM109 203H111V202H109ZM121 203H122V202H121ZM133 203H134V202H133ZM187 203H188V201H187ZM191 203H189V204H191ZM199 203H200V202H199ZM232 203H233V202H232ZM236 203H237V201H236ZM9 204H10V203H9ZM49 204H50V206H52V205H51V202H50ZM80 204H81V203H79V206H78V205H77V206H78L79 208H81V209H83V208H87V209L89 210V207H90V209H91V207H92V206H90V205H89V207H88V205H87V206L85 205L86 207H85V206H84V207H83V206L80 207ZM99 204H100V203H99ZM99 204H98V207H99ZM114 204H115V203H114ZM137 204H138V203H137ZM137 204H136V205H137ZM189 204H188V205H189ZM197 204H198V202H197ZM224 204H225V203H224ZM240 204H241V203H240ZM4 205H5V204H4ZM33 205H34V204H33ZM35 205H36V204H35ZM38 205H39V204H38ZM83 205H84V204H83ZM93 205H94V204H93ZM102 205H104V204H102ZM117 205H119V204H117ZM182 205H183V204H182ZM211 205L209 204L208 206H210V208H211ZM249 205H251V203H250ZM94 206H96V204H95ZM105 206H106V205H105ZM145 206H146V204H145ZM178 206H179V205H178ZM218 206H219V205H218ZM45 207H46V206H45ZM98 207H96L97 210H98V209H101V208H98ZM245 207H246V206H245ZM2 208H3V207H2ZM6 208H7V207H6ZM38 208H39L40 210H42V209H41V208H42L41 206L38 207ZM48 208H49V206H48ZM73 208H74V207H73ZM107 208H108V206H107ZM119 208H120V207H119ZM138 208H139V207H138ZM140 208H141V207H140ZM140 208H139V209H140ZM180 208H181V207H180ZM190 208H192V207H190ZM190 208H189L188 216H189V214H190ZM7 209H8V208H7ZM57 209H58L59 211L62 210V209L60 210L59 207H58ZM75 209H76V208H75ZM92 209H93V208H92ZM94 209H95V208H94ZM102 209H104V208H102ZM109 209H110V208H109ZM128 209H129V208H128ZM135 209H137V207H136ZM193 209H194V208H193ZM31 210H32V209H31ZM43 210H44V209H43ZM47 210H48V209H47ZM53 210H54V209L52 208V211H50V212H53V213H54ZM83 210H84V209H83ZM118 210H119V209H118ZM147 210H148V209H147ZM249 210H250V209H249ZM6 211H7V210H6ZM64 211H65V208H64ZM64 211H61V212H63V213H60V214H58V215L55 214V215L58 216V217H60V215H61V218H62V217H63L62 214H64ZM84 211H85V213H86V210H84ZM84 211H82V212L84 213ZM90 211H91V210H90ZM90 211H87V212L89 213ZM94 211H95V210H94ZM99 211L101 212V210H99ZM103 211H105V210H103ZM112 211H113V210H112ZM120 211L122 212L121 209H120ZM130 211H131V209H130ZM137 211H138V209H137ZM141 211H142V210H140V212H141ZM151 211H152V210H151ZM154 211H155V210H154ZM30 212H31V211H30ZM33 212H34V209L32 210L31 213H33ZM39 212H40V211H39ZM41 212H42V211H41ZM41 212L38 213V215L36 214V217H35V219H37V221H38V222H36V225H38L39 227H37V228L35 229V231H32V232H30L32 229L29 230V231H28L29 234H28V232H27V236H26V234L24 235V233H22L21 230H20V231H21V234H19L18 229H17V230H13V228L5 227L6 219H4L3 217H0V220H1V222H0V232L2 231L3 233H6L5 235H7V236H6L7 238H5V236H3L4 234L1 235L2 232H1V234H0V264H11V262H15V264H54V263H52V259H53V257L55 256V252H58L59 250H58V249H56V250H58V251H55V250H54V251H55V252H54V256H52V259L49 260V259L51 258V255H52V254H51V249L54 248V246H52V244H49V243H51V242L54 243V241L56 242V240L54 239V241H51V240H50V242H48V243L46 242L47 245L49 244V246H48V247L46 246V248H45V246H44L43 248H41L40 246L37 247L36 244L34 245V242H35L34 240L41 239L40 236L43 237L45 240H47L46 238H48V240H49V236H48L49 234L47 233V231H49V229H51V228H54V229L58 230V233H59V231H61V232H65L66 229H67V226H68V225H67L68 222H67V224H65L66 221H60V220H59V221H56V220H55V221H53V222H50V220H54V219H56V217H54V218L52 219L51 217H49V216H50V212H48L49 214H43V213H42L43 215L41 214ZM144 212H145V211H144ZM148 212H149V211H148ZM148 212H147V213H148ZM157 212H158V211H157ZM161 212H162V211H161ZM179 212H180V210H179ZM222 212H223V211H222ZM1 213H3V212H1ZM4 213H5V212H4ZM90 213H93V212L91 211ZM90 213H89L88 215H91ZM96 213L98 214V216H99V218H100L99 212H96ZM106 213H107V212H106ZM108 213H109V212H108ZM118 213H119V212H118ZM124 213H125V212H124ZM130 213H131V212H130ZM133 213H134V212H133ZM142 213H143V211H142ZM197 213H198V212H197ZM39 214H41V215H39ZM94 214H95V213H94ZM100 214L102 215L103 213H100ZM112 214H113V213H112ZM114 214H115V213H114ZM116 214H117V213H116ZM122 214H123V213H122ZM144 214H145V213H144ZM144 214H143V215H144ZM186 214H187V213H186ZM207 214H209V213H207ZM217 214H218V213H217ZM46 215H47V216H46ZM53 215H54V214H53ZM53 215H52V217H53ZM64 215H65V214H64ZM95 215H96V214H95ZM105 215H106V214H105ZM109 215H110V214H109ZM109 215H107V216H109ZM130 215H131V214H130ZM156 215H157V214H156ZM163 215H164V214H163ZM255 215H256V214H255ZM8 216H9V215H8ZM25 216H26V215H25ZM65 216H66V215H65ZM65 216H64L63 218H65ZM72 216H73V215H72ZM72 216H71V217H72ZM124 216H125V215H124ZM127 216H128V215H127ZM154 216H155V215H154ZM159 216H160V215H159ZM176 216H177V215H176ZM180 216H181V215H180ZM218 216H219V215H218ZM93 217H94V216H93ZM101 217H103V216H101ZM109 217H110V216H109ZM113 217H114V216H113ZM139 217H141V216L139 215ZM205 217H206V216H205ZM209 217H210V216H209ZM254 217H255V216H254ZM5 218H6V217H5ZM63 218H62V219H63ZM66 218H67V217H66ZM66 218H65L64 220H66ZM72 218H73V217H72ZM89 218H91V216H89ZM119 218H120V217H119ZM132 218H133V217H132ZM160 218H161V217H160ZM165 218H166V217H165ZM190 218H191V216H190ZM193 218H194V217H193ZM212 218H213V217H212ZM7 219H8V218H7ZM35 219H34V220H35ZM59 219H60V218H59ZM68 219H69V218H67V221L70 222V219H69V220H68ZM81 219H82V218H81ZM81 219L79 220V219L77 218V220H79V222L81 221ZM83 219H85V217H84ZM97 219H98V217H97ZM106 219H107V218H105V222H107ZM111 219H112V218H111ZM129 219H131V217H130ZM141 219H142V218H141ZM144 219H146V218H144ZM184 219H185V218H184ZM256 219H257V217H256ZM32 220H33V218H32ZM57 220H58V218H57ZM94 220H95V218H93V221H94ZM98 220H99V219H98ZM108 220H109V219H108ZM113 220H114V219H112V222H113ZM123 220H125V219H123ZM135 220H136V218H135ZM147 220H148V219H147ZM167 220H168V219H167ZM190 220H191V219H190ZM214 220H215V218H214ZM221 220H222V219H221ZM238 220H239V219H238ZM257 220H258V219H257ZM85 221H86V219H85ZM85 221L82 220L84 226H85V223H86ZM87 221H88V218H87ZM91 221H92V219H91ZM95 221H96V220H95ZM100 221H101V220H100ZM115 221H116V218H115ZM132 221H133V220H132ZM157 221H158V220H157ZM159 221H160V219H159ZM197 221H198V220H197ZM208 221H209V220H208ZM13 222H14V221H13ZM62 222H65V223H62ZM77 222H78V221H77ZM84 222H85V223H84ZM89 222H90V221H88V223H89ZM101 222H103V221H101ZM110 222H111V221H110ZM121 222H122V221H121ZM130 222H131V221H130ZM140 222H141V221H140ZM146 222H147V221H146ZM169 222H171V220H169ZM169 222H168V223H169ZM253 222H254V221H253ZM31 223H32V221H31ZM31 223H30V224H31ZM88 223H86V224L88 225ZM90 223H91V222H90ZM134 223H135V222H134ZM144 223H145V221H144ZM153 223H154V222H153ZM174 223H175V222H174ZM201 223L204 224L203 221H202V222H199V224H201ZM215 223H216V222H215ZM238 223H239V222H238ZM241 223H242V222H241ZM6 224H8V223H6ZM13 224H16V223H13ZM99 224H100V223H99ZM101 224H102V223H101ZM189 224H190V222H189ZM195 224H196V223H195ZM195 224H194V227H191L192 225H190V227L188 226L189 228H186V229H187V230H190L193 234L196 235V237H204V238H206V239L208 240V244H207V245H201V246H202V248L205 247V248H208V250H209V248L212 247V246L215 244V233H214V231H213L210 227H208V226H206V225H201V226L199 225V226L195 227ZM217 224H218V223H217ZM262 224H263V222H262ZM74 225H75V224H74ZM77 225H78V224H77ZM94 225H96V224H94ZM128 225H130V224H128ZM136 225H137V223H136ZM146 225H147V224H146ZM168 225H169V224H168ZM185 225L187 226L188 224L185 223ZM224 225H225V224H224ZM226 225H227V224H226ZM246 225H247V223H246ZM258 225H259V224H258ZM84 226L82 225V228H83ZM96 226H97V225H96ZM122 226H123V225H122ZM236 226H237V225H236ZM250 226H251V225H250ZM35 227H36V226H35ZM50 227H51V228H50ZM70 227H72V229H74L72 225H70ZM117 227H118V226H117ZM125 227H126V224H125ZM144 227H145V226H144ZM157 227H158V226H157ZM183 227H184V225H183ZM224 227H225V226H224ZM237 227H238V226H237ZM247 227H248V226H247ZM38 228H39V229H38ZM48 228H49V229H48ZM115 228H116V227H115ZM120 228H121V227H120ZM132 228H133V227H132ZM166 228H167V227H166ZM190 228H191V229H190ZM240 228H242V227H240ZM253 228H254V227H253ZM256 228H257V227H256ZM260 228H261V227H260ZM15 229H16V228H15ZM54 229H52V230H54ZM72 229H70V230H72ZM85 229H86V228H85ZM125 229H127V228H125ZM147 229H148V228H146V230H147ZM184 229H185V228H184ZM192 229H193V230H192ZM217 229H218V228H217ZM220 229H222V228H220ZM228 229H229V228H228ZM238 229H239V227H238ZM246 229H247V228H246ZM52 230H51V231H52ZM56 230H55V231H56ZM68 230H69V228H68ZM83 230H84V229H83ZM134 230H135V229H134ZM146 230H145V231H146ZM166 230H167V229H166ZM253 230H254V229H253ZM253 230H252V231H253ZM262 230H263V229H262ZM80 231H81V230H80ZM122 231H123V230H122ZM127 231L130 232L129 230H127ZM136 231H137V230H136ZM141 231H143V230H141ZM228 231H229V230H228ZM235 231H236V230H235ZM239 231H240V230H239ZM241 231H242V230H241ZM53 232H54V231H53ZM56 232H57V231H56ZM56 232H54V233H56ZM70 232H71V233L73 232V234H74V231H73V230L70 231ZM70 232H69V233H70ZM76 232H77V231H76ZM84 232H85V231H84ZM128 232H127V233H128ZM131 232H132V231H131ZM143 232H144V231H143ZM186 232H189V231H186ZM242 232H243V231H242ZM51 233H52V232H51ZM78 233H79V231H78ZM82 233H83V232H82ZM134 233H135V232H134ZM140 233H141V232H140ZM169 233H170V232H169ZM171 233H172V232H171ZM182 233H183V232H182ZM184 233H185V232H184ZM218 233H220V231H219ZM59 234H60V233H59ZM61 234H63V233H61ZM67 234H68V233H67ZM115 234H116V233H115ZM123 234H124V233H123ZM123 234H122V235H123ZM231 234H232V233H231ZM241 234H242V233H241ZM52 235H55L54 237H56V234H52ZM63 235H65V233H64ZM70 235H71V234H70ZM70 235H69V236H70ZM77 235H78V234H77ZM94 235H95V234H94ZM122 235H121V237H122ZM129 235H130V234H129ZM131 235H132V234H131ZM149 235H150V234H149ZM174 235H175V233H174ZM186 235H187V234H186ZM223 235H224V233H223ZM225 235H226V234H225ZM237 235H238V234H237ZM258 235H259V233H258ZM25 236L28 237V240L25 239V238H26ZM33 236H37V237H34V240H31V239H33V238H32ZM50 236H51V235H50ZM136 236H137V235H136ZM163 236H164V235H163ZM167 236H168V235H167ZM247 236H248V235H247ZM82 237H83V236H81L80 239H82ZM85 237H86V236H85ZM91 237H93V236H91ZM129 237H130V236H129ZM168 237H169V236H168ZM225 237H226V236H225ZM231 237H232V236H231ZM237 237H238V236H237ZM29 238H30L31 242H32V241H34V242L31 243L30 240H29ZM52 238H53V237H52ZM73 238H74V235H73ZM76 238H77V237H76ZM99 238H100V235H99ZM114 238H115V237H114ZM114 238H113V239H114ZM117 238H118V237H117ZM135 238H136V237H135ZM170 238H171V237H170ZM185 238H186V237H185ZM259 238H260V237H259ZM259 238H258V239H259ZM263 238H264V236H263ZM263 238L261 237V238L259 239L260 241H258V239H257L256 242L254 241V243H256L257 245H260L261 240H262ZM50 239H51V237H50ZM143 239H144V238H143ZM147 239H148V238H147ZM147 239H146L145 241H147ZM151 239H152V238H151ZM157 239H158V237H157ZM186 239H187V238H186ZM224 239H226V238H224ZM228 239H229V237H228ZM234 239H235V238H234ZM238 239H239V238H238ZM242 239H243V238H242ZM24 240L29 241L28 244H27V246H24V245H26V243H27V242L24 243V242H25ZM52 240H53V239H52ZM111 240H112V238H111ZM111 240H109V241H111ZM173 240H174V239H173ZM180 240H181V239H180ZM180 240H179V241H180ZM231 240H232V239H231ZM236 240H237V239H236ZM253 240H254V239H253ZM37 241H38V240H37ZM57 241H58V240H57ZM75 241H77V240H75ZM85 241L87 242L86 239H85ZM121 241L124 242L123 240H121ZM125 241H126V240H125ZM137 241H138V240H137ZM229 241H230V240H229ZM247 241H248V240H247ZM257 241H258V242H257ZM38 242H39V241H38ZM41 242H42V240H41ZM60 242H61V241H60ZM72 242H73V241H72ZM80 242L82 243L81 240H80ZM80 242L77 241V243H79V244H80ZM83 242H84V241H83ZM95 242L98 243L99 241L97 240V241H95ZM111 242H112V241H111ZM118 242H119V241H118ZM127 242H128V241H127ZM127 242H126V243H127ZM131 242H132V240H131ZM135 242H136V241H135ZM158 242H159V241H158ZM238 242H240V241H238ZM251 242H253V241H251ZM251 242H250V243H251ZM29 243H31V244H30L31 246L29 245ZM56 243H57V242H56ZM58 243H59V242H58ZM62 243H63V242H62ZM75 243H76V242H75ZM77 243H76V245H77V247H78L79 245H78ZM88 243H89V242H88ZM90 243H91V242H90ZM97 243H96V244H97ZM100 243H102V242L100 241ZM116 243H117V242H116ZM141 243H142V242H141ZM167 243H168V242H167ZM176 243H177V242H176ZM217 243H218V241H217ZM224 243H225V242H224ZM233 243H234V242H233ZM69 244H70V242L68 243V245H69ZM72 244H73V243H72ZM108 244H110V243H108ZM108 244L106 243V245H108ZM147 244H148V243H147ZM177 244H178V243H177ZM184 244H185V243H184ZM219 244H220V243H218V245H219ZM236 244H237V243H236ZM251 244H252V243H251ZM256 244H253V246H255ZM18 245H19V248H21V249L18 250V251H23V252H21V254L18 252L20 255H18L17 258H15V257H13V256H14V255L16 256L17 253H15V254L13 255L12 251H13V252L17 251V250H15V247L18 246ZM41 245H42V244H41ZM50 245H51V246H50ZM53 245H54V244H53ZM60 245H62V244H60ZM60 245H59V246H60ZM83 245H84V244H83ZM83 245H81L80 248L78 247L79 250L84 251L85 247L82 248ZM93 245H94V244H93ZM100 245H102V244H100ZM100 245H99V246H100ZM110 245H111V244H110ZM115 245H116V244H113V247H112V248H114ZM171 245H172V244H171ZM174 245H175V244H174ZM179 245H181V244H179ZM182 245H183V244H182ZM191 245H193V244H191ZM223 245H224V244H223ZM242 245H243V244H242ZM242 245H240V246H242ZM59 246H58V247H59ZM62 246H64V245H62ZM84 246H87V245L85 244ZM96 246H97V245H96ZM99 246H98V247H99ZM108 246H109V245H108ZM137 246H138V245H137ZM161 246H162V245H161ZM164 246H165V245H164ZM201 246H200V248H201ZM228 246H229V245H228ZM236 246H238V244H237ZM73 247H74V245H73ZM110 247H111V246H110ZM117 247H119V244L117 245ZM120 247H121V246H120ZM140 247H141V245H140ZM166 247H167V246H166ZM172 247H173V246H172ZM189 247H190V246H189ZM192 247H193V246H192ZM214 247H215V246H214ZM244 247L246 248V246H244ZM248 247H249V246H248ZM16 248H18V247H16ZM75 248H76V247H75ZM86 248H87V247H86ZM100 248H101V247H100ZM112 248H111V249H112ZM136 248H138V247H136ZM181 248H182V247H181ZM194 248H195V247H194ZM215 248H216V247H215ZM224 248H225V247H224ZM230 248H231V247H230ZM249 248H250V247H249ZM257 248H258V247H257ZM257 248H256V253L258 254V251H260V248L258 249V251H257ZM22 249H23V250H22ZM62 249H63V247H62ZM62 249H60V250H62ZM71 249H72V248H71ZM71 249H70V251H71ZM104 249H105V248H104ZM114 249H115V248H114ZM114 249H112L111 251H114ZM121 249H122V248H121ZM173 249H174V247H173ZM175 249H176V248H175ZM213 249H214V248H213ZM219 249H220V248H219ZM247 249H248V248H247ZM67 250H68V249H67ZM75 250H77V248H76ZM89 250H91V248H89ZM95 250H98V248L95 247ZM95 250H94V251H95ZM122 250H123V249H122ZM138 250H139V249H138ZM180 250H181V249H180ZM189 250H190V249H189ZM9 251H11L10 256H11L12 259H11V258L8 259V256H9V255H8V254H9L8 252H9ZM92 251H93V250H92ZM106 251H108V250H106ZM106 251H105V252H106ZM111 251H110V252H111ZM157 251H158V250H157ZM166 251H167V250H166ZM171 251H172V250H171ZM175 251H176V250H175ZM210 251H211V250H210ZM212 251H213V250H212ZM222 251H223V250H222ZM231 251H232V250H231ZM235 251H236V247H235ZM254 251H255V249H254ZM52 252H53V251H52ZM66 252H67V251H66ZM74 252H75V251H73V249H72V255H73V254L75 255V254L77 253V251H76L75 253H74ZM86 252H87V249H86ZM86 252H84V253H86ZM89 252L91 253V251H89ZM99 252H100V251H99ZM105 252H104V254H105ZM155 252H156V251H155ZM200 252H201V251H200ZM213 252H214V251H213ZM218 252H219V251H218ZM229 252H230V251H229ZM242 252H243V250H242ZM250 252H251V250L249 249V252H248V253L250 254ZM22 253L25 254V255H23ZM70 253H71V252H70ZM78 253H79V252H78ZM92 253H93V252H92ZM113 253H115V252H113ZM165 253H166V252H165ZM194 253H196V252H194ZM244 253H245V251H244ZM62 254H63V253H62ZM62 254L60 253L61 257H62ZM66 254H67V253H66ZM80 254H81V251H80ZM88 254H89V253H88ZM106 254H107V253H106ZM116 254L118 255L117 251H116ZM122 254H123V253H122ZM159 254H160V253H159ZM161 254H162V253H161ZM182 254H183V253H182ZM189 254H190V251H189ZM203 254H204V253H203ZM235 254H236V253H235ZM252 254H253V252H252ZM259 254H260V253H259ZM12 255H13V256H12ZM63 255H64V254H63ZM72 255H70V256H72ZM74 255H73L72 257H74ZM82 255H84V254L82 253ZM85 255H87V254H85ZM85 255H84V256H85ZM94 255H95V253H94ZM114 255H115V254H114ZM114 255H113V256H114ZM120 255H121V254H120ZM139 255H140V254H139ZM165 255H166V254H165ZM183 255H184V254H183ZM193 255H194V254H193ZM201 255H202V254H201ZM219 255H220V254H219ZM230 255H231V254H230ZM58 256H59V254H58ZM68 256H69V255H68ZM75 256H76V255H75ZM79 256H80V255H79ZM87 256H89V255H87ZM90 256H91V254H90ZM108 256H109V255H108ZM111 256H112V255H111ZM123 256H124V255H123ZM129 256H130V255H129ZM158 256H159V255H158ZM162 256H163V255H162ZM205 256H206V255H205ZM205 256H203V258H204ZM250 256H251V255H250ZM252 256H253V255H252ZM254 256H256V254H255ZM257 256H258V255H257ZM56 257H57V256H56ZM63 257H64V256H63ZM65 257H67V256H65ZM106 257H107V256H106ZM119 257H120V256H119ZM119 257H117V258H119ZM163 257H164V256H163ZM179 257H180V256H179ZM194 257H195V256H194ZM196 257H197V256H196ZM210 257H211V256H210ZM216 257H217V256H216ZM216 257H215V258H216ZM238 257H239V256H238ZM258 257H259V256H258ZM59 258H60V257H59ZM79 258H82V256H80ZM87 258H89V257H87ZM104 258H105V256H104ZM187 258H188V257H187ZM200 258H201V257H200ZM206 258H207V257H206ZM72 259H73V258H72ZM107 259H109V258H107ZM114 259H115V258H114ZM152 259H153V255H152ZM173 259H174V258H173ZM53 260H54V259H53ZM74 260H75V258H74ZM74 260H73V261H74ZM80 260H81V259H80ZM82 260L85 261L84 258H83ZM109 260H110V259H109ZM126 260H127V259H126ZM130 260H131V262H133L132 259H129L128 262H130ZM134 260H135V258H134ZM160 260H161V259H160ZM204 260H205V259H204ZM251 260H252V259H251ZM77 261H78V260H77ZM110 261H112V259H111ZM116 261H117V260H116ZM157 261H158V260H157ZM164 261H165V260H164ZM199 261H200V260H199ZM212 261H213V260H212ZM212 261H211V264H212ZM231 261H232V260H231ZM53 262H54V261H53ZM61 262H62V261H61ZM61 262H59V263L61 264ZM67 262H68V261H67ZM69 262H70V261H69ZM79 262H80V261H79ZM104 262H106V261L104 260ZM138 262H139V260H138ZM196 262H197V261H196ZM225 262H226V261H225ZM243 262H244V260H243ZM56 263H57V262H56ZM59 263H58V264H59ZM74 263H75V262H74ZM84 263H85V262H84ZM87 263H88V259H87ZM93 263H94V262H93ZM95 263H96V262H95ZM122 263H123V262H122ZM176 263H177V262H176ZM197 263H198V262H197ZM217 263H218V261H217ZM219 263H220V262H219ZM65 264H67V263H66V260H65ZM80 264H81V263H80ZM103 264H104V263H103ZM120 264H121V263H120ZM124 264H125V263H124ZM135 264H137V263H135ZM167 264H168V263H167ZM182 264H183V263H182ZM198 264H199V263H198ZM234 264H235V263H234Z\"/></svg>", "mask_w": 264, "mask_h": 264}, {"label": "snow or ice", "instance_id": "snow-or-ice-1", "mask_svg": "<svg viewBox=\"0 0 264 264\" xmlns=\"http://www.w3.org/2000/svg\"><path fill=\"white\" fill-rule=\"evenodd\" d=\"M39 6L21 4V3H5L0 0V20L4 22H10L16 30L19 36H23V31L27 27V17L19 15L26 10L36 8ZM114 7L128 8L136 10L137 15L147 16L150 18L154 28L157 31L167 30V26L172 20H184L187 15L198 9H213L216 5L212 4H197V3H148V4H132V5H117ZM228 7L239 10L242 16H249V23L254 26L255 19L250 15V10L255 9L257 5L250 4H233ZM260 9V21H259V37L261 47V60L264 62V0H260L258 5ZM19 24V27H17ZM238 147L234 145H226L220 141L211 143L204 149L205 153L210 152L217 162L218 166L225 171L234 169L239 160L236 158L238 153ZM156 166L166 176L168 181L174 182L179 176L186 170L197 163L196 155L188 148L187 145L179 147L176 151L168 153L163 158L156 160ZM262 178H261V190H260V203L261 210L264 213V160L261 164ZM225 192H231L230 188L225 187ZM194 245H207L208 240L204 237H197L194 241H191ZM15 264V262H11ZM115 264V262H113ZM230 264V262H225ZM246 264H255L254 261H248ZM259 264H264V242L260 245V260Z\"/></svg>", "mask_w": 264, "mask_h": 264}]
</instances>
